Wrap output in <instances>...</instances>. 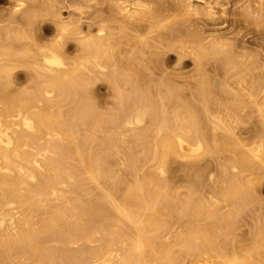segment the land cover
<instances>
[{
    "label": "bare ground",
    "instance_id": "obj_1",
    "mask_svg": "<svg viewBox=\"0 0 264 264\" xmlns=\"http://www.w3.org/2000/svg\"><path fill=\"white\" fill-rule=\"evenodd\" d=\"M34 1L35 2L33 4L31 3L30 5L29 4L27 5V4H25L26 0H11V1L9 0V2L11 3V5L9 7L12 6L13 12L18 11V10H20L19 12H21L22 9L23 10L25 9V11L22 10V12H26V11H29L30 13L31 12L32 13L33 12L39 13L40 11L42 12V9H40V7L42 6V5H40V2H36V0H34ZM46 1H45L46 3L49 2L48 0H46ZM99 1H101V0H99ZM222 1L223 0H115L113 5H112V8H113L112 11H114L115 17H116L117 13H119L120 15L121 14L123 15L122 18H123L126 26L129 25L132 27L133 26L139 27V25H140L144 30H148L151 33L155 32V35L153 36V38L155 36L159 37L158 40L156 39V41L158 42V45H160L159 43H161V42H159V40H165V39H166V42L168 45L169 41H167V39H169L171 37L175 39V37L177 38V36H181L180 34H182L183 31L188 29V28H189V30H191L192 28L190 29L189 26H191L190 24L194 21V19L196 20V21H194V22H196L195 24L201 23L202 25H204L206 23V25H207V23H209L208 21L212 22L214 20L213 16L216 15L218 10L223 12L222 14H225L223 5L226 4V1H225V3H224V1L223 2ZM262 1H264V0H251L252 3H250V4L248 3L249 5H247V9L250 7L249 9L251 10V7H252V10H253L254 6H258L257 11H261V14L259 12H258V14H260V15L264 14V5L261 4ZM243 2H244V0H243ZM246 3H245V5H246ZM43 4H44V2H43ZM52 4H53V1H52ZM97 5H98V3H97ZM100 5H102V3ZM45 6H49V5L46 4ZM50 7L53 8L52 6H50ZM242 7L243 6H241V8ZM239 9H240V7H239ZM237 10H238V8H237ZM246 10L245 11L243 10V11L247 12ZM12 11L10 10L9 13ZM109 11H110V9H109ZM254 11L255 10H253V13H254ZM257 11H256V13H257ZM228 12H229V10H228ZM32 13H31V16L33 15ZM51 13H52V11H51ZM99 13L101 14V12H99ZM12 14H15V13H12ZM245 14H247V13H245ZM249 14H251V17H252L253 14L251 12ZM23 15H25V14H23ZM58 15H59V13H58ZM217 15H218V13H217ZM11 16H14V15H11ZM31 16H28V17H31ZM114 16H112L113 19H114ZM255 16H257V14H255ZM26 17H24V18H26ZM102 17H104V16H102ZM108 17H111V16L109 15ZM192 17H195V18H192ZM231 17H232V15H231ZM12 18H14V17H12ZM235 18H236V16H235ZM250 18H248V19H250ZM1 19H3V17ZM31 19H33V17ZM100 19H101V17H100ZM115 19H117L119 21L118 17H116ZM255 19L256 18H254L253 20H255ZM261 19H259V21H258L259 23L264 22V21L260 22ZM92 20H93V18H92ZM103 20H104V18H103ZM110 20L112 21V19L109 18V21ZM197 20H199L200 22L199 21L197 22ZM217 20H220L219 21L220 23L223 21V20L221 21V18L217 19ZM242 20H244V19H242ZM257 20H258V18H257ZM11 21H12V19L9 22H11ZM16 21H17V19H16ZM28 21H29V19H28ZM57 21L59 22V24L61 23L60 20H57ZM114 21L116 23V20H114ZM62 22H63V20H62ZM71 22H73V21H71ZM75 22L76 21H74V25L76 24L75 26H69L70 24L66 26L65 24H67V23H65V24L63 23L64 26H62L61 28L59 26L60 30L58 29V31H60V32L56 33V35L53 36L54 38L52 39L51 44H49L50 42H48L47 44L41 43V45L36 44L35 46H37V45H39V46H37L36 49H34L35 47L33 46L34 47V48L32 47L33 50L31 47L30 48L28 47L29 48L28 51L30 52L31 55L27 54V56H31L32 60L29 59V60H31V62H30V64H28L26 66H28L29 70H30V68L33 67L31 71L34 74V76H33L34 77V83H33L34 85L32 86V91L30 93L32 95H29V96H27L28 92L24 90L25 88L23 89L21 87L22 88L21 89V88H19L20 86L14 87V86L18 85V83H15V85H14L12 82L13 86L10 84V81L13 78L11 77V79H10L9 75L6 74L8 72H6L5 70L7 69V71H9V69L14 68L13 67L14 64H17V61H18V59H16L17 53L13 52L14 51L13 50L14 44L11 45L12 47H10L11 43L8 45H5L2 43L4 41H0V43L3 45V46L1 45L2 47L0 46V50L1 49L5 50L6 48H7V50H10V48H11L10 53H9V51H8V53H3V52H1L2 50L0 51V264H239V262H240V264H264V251H260V248L259 249L257 248V246H258L257 244L264 243V227H262L264 225H262L260 227V229L262 228L261 230L260 229H258L259 231L257 230L258 232L256 233V235H257L256 238L259 237V240H257L255 238L257 240L255 242L256 244L255 243L252 244L250 242L252 245L249 243L250 245L247 246V245L242 244V243H246V239H245V242H242L239 240L242 243L240 244V242H238L236 245L237 247H235L236 251L233 254L231 253L232 255H228V253L226 254V251L223 252L219 249L220 245H222V243L220 242L221 239L220 240L218 239V236L221 237L222 233L226 234V236H227L229 234V233L227 234V232L230 231V228H232V229L236 228V227L233 228V226H237L236 225L237 223L235 221L236 219H234V218H233L234 220L232 219V217L235 215L234 214L235 212L227 213V215H224V214L220 215L219 214V216H221V220L224 222V223H222V225L224 224V229H221L222 233L219 231V229L217 230V225H216L217 223H216V221L213 220V217H212V216H216V213L218 214V212L220 210L224 211V208H227L226 205H228V209H232V208H229L230 206H232L234 208V211L236 208H238L240 211V209L242 210V208H244V207H242V205L247 203L249 200L252 201L253 197L251 199V196H252L251 194H253V193H250L249 192L250 190L246 189L245 186L246 185L248 186L249 182H254V181H252V179L249 181V178H247L248 176L251 175L250 173L247 174V172H248L247 169L254 168L253 166H255V165L251 164V163L255 162V161H253L254 158H256L257 162L259 163L257 165H259V166L261 165V168L264 169V167H262V166H264V136H262V138H261V136L257 137L254 134L255 136L252 135L250 138L252 139L253 137H255L254 139H256V137H257V138H259V140L256 139L257 142L254 143L253 142L254 139H253V140H251V142H253V144L244 145L243 143H245V142H241L242 139H239L240 138L239 135L238 134L236 135L235 129L233 128V127H235L233 122L238 118V115L234 121L231 120L233 122H231L230 124H232L233 127L230 125L228 126L229 122L227 124L224 122L228 117L229 118L234 117V116L236 117V114L238 112L237 110H239L238 113H240V115L244 114L242 112L247 110V109H245L246 102L249 101L247 98L250 99V102H254V104L257 103V105L255 104L257 111L259 113V115L257 117H259V116L261 117L260 122H262V120H264V97H262L261 103H260V101L256 102V98H254L255 94L252 93L253 90L252 91L249 90L250 87H252V81H254L253 78H255V75L251 76L252 73H250L251 72L250 71V72H247V74H244V75L250 74V76L248 75L245 77L243 75L245 77L244 78L242 75H240L241 78L233 79V80H235V83H237L238 86H242V88L241 87L240 88L243 90V92L241 91V89L240 90L238 88L237 89L239 90V92L240 91L242 92V93L240 92L242 95H244L243 99L241 97L242 95L238 92L237 89H234V87H231L230 85H227L226 83H224L227 85V86H225L226 91H227V89H229L228 88L229 86L231 87L230 89H233V90H231V92L228 90L229 93L231 94V96L228 94V96H230V97H228V98L226 97L227 98L226 100L224 98L223 93L226 94L228 92L225 93V90H224V91H222L223 93L221 94L219 92L221 90V89L219 90V88H221L220 86L218 88L219 91H214L213 86L215 85L214 82H216V80H214L215 79L214 77H217V76L213 75L214 77H212V78H210V76H208V78L213 79V81H214V82L211 81L214 84V85L212 84L213 86H211V88L213 87V89L211 91L212 92L214 91L216 93L217 92L220 93V95L217 96L219 98H217V99L214 98V99L218 100V99H220L221 95H223L222 96L224 98L223 101L225 100L226 103L229 101L228 103L230 104L228 106L225 104L223 105V106H226V107H224L225 108L224 115L226 118L222 117V118H225V120L220 118L223 115H220V117H219L218 112H217V114L215 112L213 116L218 120V121H216L217 124L215 123L217 125V129H218V126H221L223 131L226 132V134L224 133L223 135L218 134V136L220 135L219 138L222 136L220 138L221 147H220V150L218 149V151L221 152L220 156H221V154L224 153L226 155L225 156L226 158L227 157L230 158L232 156V161L234 160L232 162L234 164L230 168H232V170L235 171V175H234V173L229 175V173L223 174V172H222V174L224 176L228 175V176H225V178L227 177V180L223 178L224 184H223L222 190L220 189L221 186H217L220 189V191H223V193H224L222 195L223 197L220 196L221 199L225 200L226 195L229 194L231 196L227 197L226 199L231 198V201L230 202L228 200L221 201L219 199V195H221L222 192H221V194H218L217 190L219 191V189H217L216 190V192L218 194L217 197L220 200V202L218 199H217L218 202H215L216 200L213 203L211 201L205 202L204 200L205 199L207 200V198H208V197L205 198L207 195H205L203 193L205 195L203 198H205V199L200 198V196L201 195L203 196V194H198V195H200L199 198L195 197L194 194L196 193L195 191H197V190H195L194 192L189 191L191 185L190 186L188 185L189 188H188V190H186V192L189 191L191 193H186V192H184V193H186L187 195H189V194L193 195V197L190 196L192 199V200L190 199V203H191V201L196 202L195 209L192 207V210L194 209L192 212L193 217L195 215L196 218L194 217V220L193 219L190 220V218H187L188 220H186V219L183 220L184 222H186L185 223L186 225H184L186 230L184 229L185 230L184 236L180 235L184 232V231H182V233L177 235L180 237L178 238L176 236V239L174 240L175 245H178L179 246L178 249H180V251L176 250L177 251L176 252V251H173L172 249H170L169 245L165 244L166 238H167L166 232L168 233L169 229H171L170 224H171V226L173 224H175V223H173L174 219L173 220L168 219L169 221L166 220L167 223H165L166 221L164 219H162L163 217L161 216L162 209L166 212V214H165V212H163L164 218L165 217L169 218L171 216L170 218L172 219V217L175 216L174 214H173V216L171 215V213H170L171 211L168 212L170 214V216L169 217L167 216L168 210H167V208L165 209L166 205L164 204V202L162 200V199H164V201H165V198H166L165 193H168V191L165 192L166 189H163V188L165 186H166V188L169 187L168 186L169 184L167 182L169 179V176L165 175V179L163 178L164 174L166 172H168L167 171L168 170L167 169L168 159H170L171 157H173L175 155H177V156L179 155L176 158L178 160V158L181 156V154L184 157H186L184 155V153L186 155H188V153H189V155L191 154L190 156H193L192 154H195L196 157H197V155H200V156L202 155V157H203V155L204 156L205 155L210 156V154H212L214 151V148L211 145H210L211 147L209 146L211 149L208 146H205L199 137H198L199 139H197V141H194L196 138L195 133L197 132L196 128L200 127V123H199L200 121L198 122V120H200V119H197V121L194 119V121L198 122V124L194 123L191 120L193 117H195V116H193L194 114L193 115L191 114L192 108H193V112L195 113L194 109H196V106L193 104V102H189L188 100L183 99V98H182V101L185 100L186 103L180 101L179 99H181V97H182L181 95H180V98L178 99V93H180V91L174 90L176 88L174 85H176V84H173L174 89H173V86L170 84L172 81L175 82L174 78H171V80L173 79L172 81L169 80V82H170L169 87H170V85L172 86V88H170L171 91L167 90L168 85L165 86L163 83L168 84V79H169L168 74L170 72H168L167 77L166 76L164 77L165 81H167V83L164 81L162 83V85H164V87L167 89H165L162 92L164 94H165V92H167V93L170 92L168 94V96L166 97V95H165L164 98H166V99L169 98L172 101V104L174 102V105L172 106V107H174V109L171 107L172 108L171 114H169L170 108H169V113H167L165 111L163 113L164 109L159 108V106H160L159 101H158V104L155 103L157 105L149 106L151 104H154V101H152L153 98L150 99L151 102L148 101V98H150L151 96L148 97V95H147L148 93L146 94L147 96H145L144 95L145 92L142 90L143 88L141 90H139L141 87L140 88L137 87L139 84H144L143 83L144 79H141L140 76H138L140 78V81L138 80L140 83L137 81L139 84L136 86L137 89H135V90H136V92L141 91V92H139V94L140 93L141 94L140 95L138 94L139 96H137V93H138L137 92L136 95H134V97H130L131 94L133 95V93L130 94V91H128L129 89H127V88H130L132 86H134V88H135V85H133L134 80L129 78L130 80H132L131 81L132 84L131 83L128 84L124 81L126 85L128 84L126 86V85H124L122 78H121V80L119 79L120 80L119 81L117 79L119 76L116 77V75L112 73L113 69H111V72H108V77H110L112 80L115 81V84H114L115 87L112 86L113 84H111V90L113 87L116 89V86H117L116 83L121 82L123 84L122 85L118 84L119 85L118 89H120V86H122V88L127 87L126 88L128 91L127 94L129 93L130 96L129 95H128V97L126 96L125 101H124L123 98L125 97V95L121 94L123 97L120 95L122 97V99H121V102H119V104L122 103V101H123V103L124 102L127 103V104L124 103L125 106L122 103L123 108L119 107L120 108L119 112H118V110L116 111L121 116H118V114H116V112H113V113H115V114L112 113L113 115L112 114L109 115L111 112L107 111L109 113L108 114L106 112L108 116L106 115V113L104 114V112L99 113V108L100 107H101V109H103V107L105 108L106 105H108V103L105 104V106H103V107L101 105H100V107H99V105H96V102L94 100L93 101L95 103L94 102L91 103L92 102L91 98L94 96V94L91 93L93 95L92 96L90 94L91 91L88 93L89 90H86V87H87V84H90L88 82H90V81L92 82L94 78H96V79L98 78V76H97L98 74L104 76L105 72L102 73V70L106 71V72L109 70L108 69L109 66L105 65V63H107V61L110 62L108 59L109 58L108 55H107L108 58H105V55L103 57L107 60L106 62L105 61L103 62L100 59H102L101 56H102L103 52L105 51L104 53L106 54V50H108V48H107L108 43L107 42H109V45H112V44H110V41H108V40H110L109 36H107L108 40L104 39L103 36H101V38L103 37L102 39H98V40H94L95 39L93 37L94 35L83 36L82 31H78L76 28V26L81 27V24H79L77 22L75 23ZM97 22H98V20H97ZM99 22L96 26H98L99 24L105 25V24H102ZM101 22H102V20H101ZM106 22H108V21H106ZM112 22H111V25H113ZM194 22L192 24H194ZM223 22L221 23V24H223V27H220L218 25V27L223 28V30H220L217 27V25L215 26L217 28H214V26L212 27V25L214 24V23H212L211 27L213 29L211 28L212 29L211 31H204L203 33H201L200 32L201 30H199V32L202 35L197 34V35H199V36L196 35L197 37L195 36L197 40L194 39L195 33H194V35L192 34L193 36L190 33V36L193 38L188 39L187 42L184 45L181 44L180 47H177V46L176 47L174 46V47L178 48L177 51L180 53L181 57L182 56H191V57H193V59L194 58L200 59L199 56H203L204 54L205 55L207 54L206 56L204 55L205 57H203V59H205L210 53L212 54L214 52L213 55H215V51H218L219 53L223 51V54L222 53H220V54L222 55L221 59H223L224 63L218 56H216V57L222 61V63H220V61H219L220 66L222 64H224L223 69L221 70L223 72V74L221 72L222 76L219 74L220 79H221V77H223V78H226V80H227V79L235 76L236 74H238V72H240L239 74H242L243 72H245V71H243V69L245 68L244 70H246L247 64H245V66L243 67V63H244L243 58H245L246 56H244L242 58V57H240V55H238L239 53L236 52V50L238 49L237 44L236 45L233 44V47L236 46V49L231 48L232 46L228 45L231 43H227L228 40L226 41V35L225 34H228V33H225V31H224L225 30L224 29L225 23H223ZM256 22H254V24ZM57 23H55V24H57ZM91 23H89V24L91 25ZM121 23L123 24V22H121ZM220 23H218V24H220ZM89 24L87 25L88 27L90 26ZM125 24H123V25H125ZM167 24L172 26L171 30H168V31L164 30V32H159L162 29L161 27L163 25H167ZM195 24H194V27H195ZM229 24L230 23H228V25ZM71 25H72V23H71ZM109 25H110V23H109ZM123 25H121V28L125 27ZM208 25L210 26V24H208ZM232 25H233V22H232ZM230 26H231V24H230ZM11 27H10V29H11ZM117 27H115V28H117ZM132 27H130V28H132ZM239 27L240 26L237 25V28H239ZM4 28H6V27H4ZM112 28H113V26H112ZM130 28L128 27V31ZM225 28H226V26H225ZM85 29H88V28H85ZM102 29L101 28L100 29L98 28L97 30L95 29L96 30L95 33L101 32V34L102 33L105 34L106 31L104 33L103 32L104 29L103 30ZM125 29L127 30V28H125ZM132 30H130V31H132ZM136 31H137L136 34H138L137 28H136L135 32ZM193 31H195V30H193ZM238 31H240V29H238ZM114 32H113V34H114ZM116 32H118V31H116ZM119 32L121 34V29ZM185 32L187 33V31H185ZM228 32H229L228 35L233 38V36L235 35L234 31H233V34H231V29ZM240 33H242V32H240ZM54 34H55V32H54ZM88 34H91V33H88ZM97 34L95 36L96 38H97ZM106 34H108V33H106ZM126 34L127 33L124 32L125 36H126ZM147 34L149 35V33H147ZM0 35H2V34H0ZM6 35L8 36L9 33L8 34L6 33ZM6 35H4V37ZM111 35H110V37H112ZM129 35H131V34H129ZM222 35L225 36V37H223V39L225 38L226 42L224 40L219 39L222 37ZM237 35H239V34H237ZM183 36H184V38H186L185 35H183ZM183 36H181V37H183ZM10 37L8 36V38H10ZM115 37H116V35H115ZM147 37H149V36H147ZM199 37H200V39H198ZM201 37L203 39H201ZM231 37H229V38H231ZM68 38L74 39V43H75V40H76V42L79 43V45L77 47L79 52L76 50L79 54L77 55L78 57H75V58L81 59L82 62H80L77 65L73 61L74 59L73 60L70 59L73 63H75L74 64L75 68L70 66V65H73V63L69 61V57H66V55H64V54H67L65 52V50H66V45L68 44L67 43ZM124 38L126 39V37H124ZM184 38L180 39L178 37V39H180L181 41ZM239 38H241V37H239ZM140 39H142V37H140ZM149 39H150V37H149ZM1 40H4V38ZM127 40H128V38L126 39V41ZM134 40L138 41L136 38L133 39V42H134ZM171 40H173V39H170V41ZM193 40H195V42L198 43V45L195 44L196 47L189 44V42H191ZM9 41H11V39ZM38 41H39V39H38ZM114 41H115V39H114ZM156 41H154V42H156ZM174 41L175 40H173L172 43H174ZM177 41H179V40H177ZM181 41L179 42V44L181 43ZM185 41H186V39H185ZM197 41H199V42H197ZM128 42H129V40H128ZM128 42H126V43L128 44ZM141 42H144V41H141ZM113 43H115V42H113ZM147 43L148 42H146L145 44H147ZM163 43L166 44L165 42H163ZM179 44H178V46H179ZM240 44H242V43H239V45ZM114 45H117V44H114ZM118 45H119V43H118ZM74 46H72V47H74V50H75L76 45H74ZM94 47H95V51H90ZM139 47H140V45H139ZM145 47H146V45H145ZM152 47H154V46H152ZM198 47H200V48H198ZM26 48H27V46H26ZM241 48H243V47H241ZM121 49H122V47H121ZM135 49H133V50H135ZM152 49H154V48H152ZM157 49H159V48H157ZM164 49H165V47H164ZM124 50H125V47H124ZM133 50H132V52H133ZM113 51H115V49ZM118 51L120 52V50H118ZM136 51L138 52V50H136ZM233 51L236 52V54L238 56L236 54L234 55ZM29 52H27V50L25 51V53H29ZM68 52H69V50H68ZM110 52H112V50H110ZM148 52L149 51H147L146 53L148 54ZM73 53H76V52H73ZM155 53H157V52H155ZM110 54H111V56H110L111 59H114L112 57L113 52ZM129 54L130 53H128V55ZM240 54H241V51H240ZM18 55H20V53ZM120 55H118V56H120ZM125 55L127 56V54H125ZM130 55H132V54H130ZM67 56H69V55H67ZM154 56H156V54ZM31 57H29V58H31ZM148 57H151V55ZM70 58H72V57H70ZM132 58L133 57H131V59ZM156 58H158V57H156ZM120 59L122 62V58H120ZM147 59H149V58H147ZM201 59H202V57H201ZM238 59H242V63L240 62V60L238 61ZM20 60L22 61V59H20ZM127 60H123V61H127ZM23 62L20 64H23ZM112 62H113V60H112ZM114 62H116V61H114ZM118 62L120 63V61H118ZM118 62H116V64ZM199 62H200V60L199 61L195 60V66H196L195 68L196 69L194 71L200 78L196 77L194 79L193 76H196L195 73H194L195 75L192 74L193 75L192 77H193V80H196L198 78V81H200V79H201V82H199L200 84H198V81L196 80L197 81V88H195V89L204 91V86H202V85H203V81H205L206 79H204V76H203L204 74L202 75V72H204V71H202L201 68H203V66H201V63H199ZM202 62H203V60H202ZM70 63H72V64H70ZM86 63H89L91 65L92 69L90 66H88L89 68H87L86 67L87 65H85ZM204 63H205V60H204ZM219 63H218V65H219ZM245 63H246V60H245ZM31 64H32V66H31ZM109 64L110 65H113V64L116 65L115 63L111 64V62ZM123 64H124V62H123ZM29 65H30V68H29ZM120 65H121V63H120ZM121 66H123V65H121ZM125 66H127V65L125 64ZM128 66L132 67L133 65L132 66L128 65ZM124 67L122 69H124ZM144 67H146V66H144ZM171 68H174V67H171ZM221 68H222V66H221ZM88 69H91L92 73L95 71L92 75L93 79L89 77V74L91 73V71H89ZM128 69L130 70V68H128ZM203 69H205V68H203ZM139 70H140V68H139ZM1 71L3 72V74ZM194 71H191V72H194ZM262 71H264V69H262ZM133 72H135V71H133ZM139 72H141V70ZM165 73H166V71H165ZM259 73H260V71H259ZM138 74L140 75V73H138ZM148 74L149 73H147V75L146 74H144V75L147 77H151L150 76L151 74L149 76H148ZM109 75H111V76H109ZM153 75L155 76L156 74H153ZM162 75H166V74H162ZM172 75H170V77L174 76V75L173 76ZM141 76H142V74H141ZM256 76H258L259 78L257 77L255 79H257L258 83H260L259 79L261 78L260 81H262V76L261 77H260V75H256ZM138 77H137V79H139ZM147 77H145V78H147ZM88 78H89V80L90 79H92V80L89 81ZM223 78L221 79L222 82L225 81ZM111 79H109V81H112ZM210 79L208 80L209 82H210ZM46 80L48 82V83L46 82V85L49 84V80H51L52 82L50 81V85L52 83L54 88L55 87L58 88V91H56L57 93H59L57 95V97L59 96L58 98L62 97L61 99L62 100L65 99L64 101L66 103H67L68 99H69V101L71 99L73 101V105L70 106L72 104V102L67 103L69 106V107H67V104L63 103V101L61 100V102L63 103V104L62 103L61 104L63 106H64V104H66V106H65L66 108L63 107L62 105H60V106H58L57 110H54V104L53 103L56 100H54V102H53V99H55L57 97H56V95L55 96L53 95L55 98L50 99V98H47V96H49L51 93L53 94V92H54V94H56V92L54 91L56 89H54L52 85L51 86L48 85V88H47V86H45ZM104 80L105 79H103V81ZM117 80H118V82H117ZM130 80H128V78H127V82H129ZM151 80H152V77L148 81L150 82ZM156 80L157 81H155V79H153V81L156 82V84L158 85L157 82H159L160 80L158 81L157 78H156ZM43 81H44V87L42 85ZM67 81L71 82L72 84L69 85L68 84L69 82L67 83ZM135 81H136V79H135ZM141 81H142V83H141ZM196 81L194 83H196ZM152 82H150V84ZM160 82H162V80ZM23 83L26 84L27 81L23 82ZM148 83H146V84H148ZM210 83H208L209 85L204 83V85H206V86L208 85L206 88L207 90L210 88ZM221 83H219V85H224L223 83L222 84ZM258 83H256V81H255L253 83V86L255 84H257V86L260 85ZM22 85L24 86V84H22ZM67 85H69L70 87ZM152 85L154 86V84H152ZM194 85H196V84H194ZM216 85H217V83H216ZM261 85H264V83H262ZM10 86L13 87L12 88L13 91L15 89V91L18 93H16L14 91L13 94H11L12 89L10 88ZM247 86H249L248 87L249 89L246 88ZM90 87H92V86H90ZM146 87L147 86H145L144 88H146ZM16 88H18L20 90L18 91ZM51 88H53L54 90L52 89V91H50ZM134 88H132V89L134 90ZM184 88H185V86H184ZM187 88L192 89V87H189V86H187ZM255 88H256V85H255ZM28 89H30V86ZM118 89H117V91L115 90V92H118ZM177 89H179V88L177 87ZM206 89H205V91H206ZM23 90H24V92H23ZM77 90L82 91V92L84 91L83 93H85L87 91L85 94H87V93L90 94L89 96H88V94L86 95L89 100L85 101V100H87V98L83 97V96H85V94L82 96L83 93H81L79 91H78V93L80 94V95H78L79 97L76 96ZM133 90H131V92ZM135 90L133 92H135ZM156 90L159 91L158 88ZM161 90L159 91L160 93H161ZM261 90H262V88H261ZM20 91H21V93L23 92L22 93L23 95L25 92H27V94H25L24 96L20 95L21 94V93H19ZM142 91L144 92V94H142L143 93ZM202 91H201V93H203ZM211 91H209V90H208V92L206 91V95L209 93L211 95L212 94ZM254 91H257V90H254ZM60 92H61V94H60ZM113 92L114 91H112L111 93H113ZM115 92H114V94L117 97V94ZM193 92L194 93L196 92L195 95L200 93L198 91H193ZM214 92H213L212 96L214 95V97H215L216 93H214ZM153 93H156V92L154 91ZM262 93H264V91H262ZM52 94L50 96H52ZM114 94H113V96H114ZM256 94H257V92H256ZM141 95L142 96L144 95V96L141 97ZM161 95H158V97L160 96V98H161ZM189 95L191 96L190 93H189ZM210 95H207V96H209V98H210ZM90 96H92V97L89 98ZM106 96H108V95H106ZM192 96H194V95H192ZM246 96H248L246 98L247 101L244 100V98ZM144 97H145V99H144ZM198 97H200V99H202L201 94ZM240 97H241V99H239ZM164 98L163 99L162 98L161 99L156 98V100L164 101V100H166ZM209 98H207V99H209ZM212 98H210V100H212ZM90 99H91V101H90ZM93 99H94V97H93ZM204 99H205V97H203L202 102L206 101V99L205 100ZM145 100H147L151 104ZM156 100H155V102H156ZM221 100L222 99H220L219 101H221ZM187 102L190 104L192 103L194 106L192 105L193 107H189L188 105H190V104H188ZM250 102H249L248 107L250 106ZM258 102L260 104H258ZM110 103H109V106H110ZM214 103H216V102L211 101V104H214ZM122 104H121V107H122ZM168 104L171 105V102L170 103L168 102ZM168 104L166 103V107L164 105V108H167V109H165L167 111H168V106H167ZM186 104H187V106H186ZM204 104H206V102ZM113 105H114V103H113ZM208 105H210V103H208ZM208 105H207V108H208ZM212 107H213V105H212ZM113 108H115V107H113ZM207 108L204 107V109L208 111ZM160 109H163V110H161L162 112L161 111L159 112ZM197 109H198V111H200L199 107ZM253 109L255 110V107H253ZM106 110H108V109H106ZM101 111H103V110H101ZM221 111H223V110L221 109ZM103 114H104V117L102 116ZM114 115H116V116H114ZM209 116H212V115H209ZM149 117H150L152 122H150V124H146V123H149V121H147V120H150V119H148ZM103 118L104 119L106 118V120H104ZM114 118H117L116 119L117 122ZM229 118H228V120H229ZM111 119L112 120L114 119L115 121L113 120L114 122L110 121V123H109L107 120H111ZM208 119H210V118H208ZM240 119H239V121H240ZM245 119H246V117H245ZM103 120L107 121V124L109 123L111 126L113 124H115V122H116V124H115L116 127L112 126V128H109V124L107 127L106 126L107 124L106 125L104 124L106 122H104ZM190 120L192 122H190ZM222 120H224V121H222ZM242 121H243V119H242ZM192 123H194L195 125H192ZM243 123H244V121H243ZM196 124H197V126L199 125V127H197ZM210 124H209V126H210ZM215 124L214 125L212 124L213 127L216 126ZM255 124L257 125V123H255ZM201 125H203V124H201ZM249 125H250V123H249ZM259 125H261L259 127L260 129L262 127L261 134L264 135V123H260ZM213 127L210 126L211 129ZM106 128H109L110 130L114 128V130L116 129L117 131H119V133L116 130H115L116 132H114V131L109 132L108 129L106 130ZM132 128H133V130H131ZM128 129H130L131 132L128 133ZM194 129L196 130V132ZM222 129H221V131H222ZM233 129H234V131H233ZM254 130L256 132L259 131L257 129H253V131ZM221 131H218V132H221ZM151 133L153 135L155 133V135H154L155 137L152 136L153 137V143H154V144L152 143L154 145V148H153V151L151 154L152 156L148 157L149 153H147V150L149 149V147L145 148L146 154H145V156H143V154L141 155L142 149H144V147L147 146L148 141L150 140L149 136L151 135ZM209 133H211V132H209ZM240 133H242V132H240ZM246 133H249V132L247 131ZM211 134L213 136V133H211ZM249 134L251 135V133H249ZM64 135H65V137H63ZM129 135L131 137H129ZM61 136H62V139H61ZM127 136L129 139L127 138ZM145 136L147 138L148 137L149 138L144 139V143L142 142L143 143L142 144L141 141L143 140V137L145 138ZM141 137H142V139H141ZM130 138H132V140H133V138H137V139H135L136 141L139 138L141 140L140 143L143 146L145 144L144 147L141 145L142 147L138 148L141 150L137 149L138 150L137 151L136 148H137L138 143H133L134 142V140H133L132 144L136 145L135 150L138 153L140 151L139 155H136L137 153L134 154L135 151L133 153L134 145L133 146L131 145L132 146V150H131L130 144H131L132 140H130ZM213 138H214V136H213ZM248 138L249 137L247 136L246 139H248ZM215 139H217V141L219 140L218 138H215ZM146 140H148V141H146ZM151 140L149 143H151ZM211 141H212V139H211ZM145 142H147V143H145ZM213 142L215 143V141H213ZM209 143H210V140H209ZM248 143H250V142L248 141ZM150 145L151 144H149L148 146H150ZM241 145H243L244 147L242 146L243 147L242 149H237V148H240ZM151 148L148 151L151 152ZM82 149L84 151H82ZM121 149H123V151L126 154L125 161L123 164H125V166H126L125 168L127 169V171L124 168L125 169L124 172H127L128 175L130 174L129 178L132 177L134 174H136V176L134 175L135 178L133 177L134 179H132V180H134V181H132L133 185H131L132 183H130V181L128 182L130 184H128L127 183L128 179L126 180V178H125L126 182L124 183V179L121 177L122 175H120L118 173L115 174L116 173L115 167H113V169H114V171H113L112 166L111 167L108 166L109 163L111 162L110 161L111 159L109 160L107 158H110V155H118L119 156V152L120 153L123 152V151H120ZM82 152L85 153V155L82 154ZM145 152H143V153H145ZM228 153L230 156L227 155ZM167 154L168 155L172 154L173 156H171V155L168 156ZM123 155H124V153H123ZM146 155H148V156H146ZM189 155H188V158H189ZM195 155L193 156L194 159H195ZM107 156H109V157H107ZM167 156L169 158H166ZM221 157L218 158V160L219 159H221V160L224 159L225 161L229 160V158L225 159V157L224 158L223 157L221 158ZM157 158L160 159V161H157V162H160V164H159V166L157 165L158 166L157 168H155L156 167L155 162H156V160H158ZM190 158H192V157H190ZM198 158L199 157H197V159ZM205 158L208 159V157L205 156V157H203V159L201 158L202 160H199L200 163H201V161H204ZM166 159H167V162L165 161ZM207 159L205 160V162H202V163H205V165L206 164L208 165V162H206V161H208ZM107 160H109L108 163H107ZM175 160H172L170 162H173ZM180 160H182V159L180 158ZM211 160L213 161L214 159H211ZM221 160L219 163L222 164ZM196 161L199 162L198 160H196ZM214 161H216V160H214ZM163 162H164V164H163ZM170 162H169V164H170ZM193 162L196 163L195 160H193ZM154 163H155V165H154ZM176 163H178V162H176ZM219 163H217V165ZM123 164L119 165V167L120 166L123 167ZM230 164H231V162H230ZM165 165H167V167H165L166 169H164ZM176 165H178V164H176ZM218 166L221 167L220 164ZM200 168H202V167H200ZM225 168H227V167H225ZM240 169L242 170L241 174H242V172H244L243 170L246 169L247 172L245 171L244 173L247 174L248 176H245V174H242V175L240 174V176H239V174H236V173H240ZM221 170H223V169H221ZM226 172H228V170H226ZM226 172L224 171V173H226ZM249 172H250V170H249ZM127 173H126V175H127ZM170 173L171 172H168V174H170ZM183 173H184V171H183ZM253 175H254V173H253ZM220 176H222V175H220ZM243 176H244V178H243ZM166 177L168 179H166ZM209 177H211V176H209ZM162 178L167 182L168 185L163 184V183H165L164 180H163L164 182L162 184H159V183H161ZM160 179H161V181H160ZM191 179H192V177H191ZM202 179H204V178L202 177ZM172 180H173V178H172ZM193 180H195V177ZM170 181H171V179H170ZM171 183H172V181H171ZM245 183H247V184L244 185ZM188 184H190V183H188ZM215 184H217V183H215ZM159 185H164L162 189H163V192H165V193L161 192V194L162 193L164 194V195L162 194V196H164V197H161V195H159L160 194L159 191L162 190L161 189L162 186L159 187ZM249 185H251V184L249 183ZM213 186H211V187H213ZM214 188H215V186H214ZM168 190H169V188H168ZM210 190H208L209 192H207V193L205 192L206 194H208V196L210 195L209 193H211ZM169 191H171V190H169ZM173 191H174V189L170 193L173 194L176 192V191H174V192ZM213 191H215V189H213ZM100 193H102V195L104 194L103 195L104 199L100 196L101 195ZM176 193L174 194V196L175 195L177 196L179 194L178 191ZM197 193H198V191H197ZM217 194L215 193V195H217ZM98 195L103 199V201H101L102 203L99 200L100 198L98 199V197H99ZM212 195L213 194H211V196ZM215 195H213L212 197L210 196V198H213ZM166 196H167V194H166ZM176 196H175V199H177ZM169 197H171L172 199L169 198L171 201H169V200L168 201L171 204L174 202L173 205H171L169 202H167L168 204L171 205L172 209L175 208V210H177V212L179 213L181 210L178 211V209H182V204H183V210H184V205H185L184 200L185 199L182 200V198H184V196L181 199H179V200L183 201V202H181L182 204H179L181 207H178L179 205L177 204V202H175V200H173L174 199L173 196L169 195ZM177 197H179V195ZM194 197H195V199H193ZM217 197L215 196V198H213V199H216ZM186 199H187V197H186ZM213 199H211V200L213 201ZM166 201H167V199H166ZM188 201L189 200H187L186 202L188 203ZM221 202L222 203L225 202L223 204H226L225 205L226 207H224V208L221 207V209L218 212H216L217 206H216V209L213 206H215L216 203L221 204ZM192 204H193V202H192ZM247 204H250V202H248ZM188 205H189V203H188ZM256 205H259V204H256ZM167 207H168V205H167ZM185 208H186V205H185ZM213 208H214V211H213ZM238 209H236V210L238 211ZM183 210H182V212H184ZM185 210L188 213V211L190 209L188 211H187V209H185ZM200 210H202V211H200ZM232 210H230V211H232ZM194 211H196V212L198 211V213L200 211V218H202V219L205 218L204 217L205 215H206V217H212V218H208V220H206V221L204 220L205 223H201L202 221H200L199 215L197 217V215H196V213H194ZM182 212L179 214H176L177 217L178 216L180 217L183 214ZM186 212H184V213H186ZM202 212H203V215H201ZM214 212H216L215 215H213ZM172 213H173V211H172ZM188 214H184V218H185V215H186V217H188L189 216ZM253 214H254V212H253ZM190 215L192 216L191 213H190ZM254 216H256V215H254ZM254 216H253V218H254ZM179 217H178V219L180 221ZM216 217L219 220V217L218 216H216ZM234 217H237V215H235ZM184 218L182 216V219H184ZM250 219H252V218L250 217ZM227 222H228V225H227ZM255 222L257 223L258 221L255 220ZM213 223H216L215 224L216 227L214 226ZM231 224H233V225H231ZM116 225H118L120 227V229ZM226 225H227V227H225ZM115 226L118 227L120 232H116V230H118V229L116 228V230H115V228H114ZM238 226H239V224H238ZM256 226H260V225H256ZM93 227H94V229H93ZM122 227H123V229L121 230ZM237 229H238V227H237ZM217 231H218V233H217ZM233 231H235L234 233L236 234V230H233ZM253 232H256V231H253ZM96 233L97 234L99 233V236ZM116 233H118V236H120L119 233H121V235H123V236L125 235L124 236L125 238L123 237L124 239L121 236V238H122V241H121L122 244L121 245L119 244L120 238L118 239L115 236ZM231 233H233V232L230 231V234ZM95 234L97 237H95ZM235 234H234V236H235ZM163 238H165V239H163ZM237 238H239V237H237ZM227 239H228V237H227ZM248 240H250V239H248ZM77 241H78V243L80 241L83 243L81 244L80 248L75 249L77 246H75L73 248V245H77V244H75V242L77 243ZM92 241H94L98 245L95 246V243L91 244ZM115 241L116 242L119 241L117 244V245H119V247H118L119 249L117 252H119V250H120V252L117 253L118 256L114 252V249H115L114 247H116V246H114V247L112 246L116 243ZM218 242H220L221 244L218 245L217 244ZM228 244H229V242H228ZM78 245L80 246V244H78ZM218 246H219V248H218ZM231 246H233V245H231ZM111 247H113L114 249H111ZM116 249H115V251H116ZM217 249H219L220 251L218 252ZM226 249H227V247L225 248V250ZM213 250H214V254L212 253ZM216 256L220 257L219 258L220 261H217L218 260L217 258L215 259L216 261H214V258ZM221 257H222V259H221Z\"/></svg>",
    "mask_w": 264,
    "mask_h": 264
},
{
    "label": "rangeland",
    "instance_id": "obj_2",
    "mask_svg": "<svg viewBox=\"0 0 264 264\" xmlns=\"http://www.w3.org/2000/svg\"><path fill=\"white\" fill-rule=\"evenodd\" d=\"M11 1V0H10ZM46 0H36V2H40V5H42L41 7H40V9H42V12L40 13H37V12H31L33 15L31 16V13L29 12V11H26V12H22V10H21V12H19L20 10H18V11H12V6L11 7H9L10 5H11V3L9 2V0H0V17L2 18L3 17V19H1L0 18V34H4V35H6V33L8 34L9 33V37L10 38H8V36L6 35L5 37H4V35L2 36V35H0V41H4V42H2L3 44H5V45H8V44H10V47H12L11 45H13L14 47H13V52H16L17 53V55H16V59H18V61H17V64H14V68H11V69H9V71H7V69L5 70L6 72H8V73H6V74H8L9 75V77H10V79H11V77L13 78V79H11V81H10V84L13 86V84L15 85V83H18V85H16V86H14V87H17V86H20L19 88H25L24 90L25 91H27L28 92V94H27V92H25L24 93V95L25 94H27V96H29V95H32V94H30L31 93V91H32V86L34 85L33 83H34V74H33V72L31 71L32 70V68H30V65H29V68H30V70L28 69V66H26V65H28V64H30V62H31V60H32V57L31 56H27V54L29 55L30 54V52L28 51V49L31 47H33L34 49H36L37 48V46H39V45H41V43H44V44H47L48 42H50L49 44H51L52 43V39L54 38L53 36H55L56 35V33H58V32H60V31H58V29H59V26H60V28L62 27V26H64V24L65 23H67V24H65L66 26L67 25H69V26H75L74 25V21H76L77 23H79V24H81V27L80 26H76V28H77V30L78 31H82V33H83V36H92V35H94L93 37L95 38L94 40H98V39H102L103 37H104V39H106V40H108V37L107 36H109V38H110V40H108V41H110V44H112V45H109V42H107L108 44H107V48H108V50H106V54L103 52V54H102V56H101V58L102 59H100V60H102L103 62L105 61H107L105 58H108L109 59V61L111 62V64H113V63H115L116 64V62H118V61H120V63H121V65H123V66H121L120 65V63L118 62L116 65H110L109 63L110 62H108L107 61V63H105V65H107V66H109V70L106 72V71H103L102 70V73H104L105 72V74H104V76L103 75H97L96 73V75L98 76V78L96 79V78H92V75H93V73L95 72L94 70V72L92 73V71H91V69H92V67H91V65L89 64V63H86L85 65H87L86 67L87 68H89L88 66H90L91 67V69H88L89 71H91V73L89 74V77L90 78H92L93 79V81L91 82L90 80H92V79H90L89 80V78H88V80L90 81V82H88V83H90V84H87V87H86V90H89L88 91V93L90 92V94L92 93V94H94V99H93V97L92 96H90L89 98H91L92 99V102L91 103H93L94 101L96 102V105H99V107H100V105L103 107V106H105V104H107L108 103V105H106V107L104 108L103 107V109H101V107L99 108V113H101V112H104V114L108 111V112H111L109 115H111L113 112H116L117 110H118V112H119V110H120V108H123V104L124 103H126V102H124L123 103V101H122V103H120L119 104V102H121V99H122V95L121 94H123V95H125V97L123 98V100L125 101V98H126V96L128 97V95H129V93L127 94V92L128 91H130V94L131 93H133V95L131 94V96L130 97H134V95H136V93L138 92H136V90L135 89H137L136 88V86L140 83L139 81H140V78L138 77V76H140L141 77V79H144L143 81V83L144 84H139L137 87L138 88H140L139 90H141L142 88V90L145 92V94H144V92L142 93V94H144L145 96H147L148 95V97L149 96H151L150 98H148V101H150V99L151 98H153L152 99V101H154V104H151L150 102H148L147 100H145V101H147L148 103H150L151 105H149V106H154V105H157L158 104V101H159V104H160V106H159V108H163V109H160L159 110V112L161 111V110H163V113H164V111L165 112H167V113H169V108H170V113L169 114H171V109L173 108L174 109V107H172L173 105H174V102H173V104H172V101L169 99V98H164L165 97V95H166V97L168 96V94L170 93V92H165V94L162 92V91H164L165 89H167V88H165L164 87V85L165 86H167L168 87V89L167 90H169V91H171V89L170 88H172V86H173V84H176V85H174L176 88L174 89V86H173V89L174 90H179L180 91V93H178V99L180 98V95L182 96L181 97V99H179L180 101H182V98L183 99H186V100H188L189 102H193V104L196 106V109H194L195 110V113L193 112V108H192V111H191V114L193 115V116H195V117H193L191 120L194 122V123H197L198 124V122L200 123V127H199V125L197 126V124H196V126L197 127H199V128H196V130H197V132H196V130H195V134H196V138H195V140L194 141H197V139H199L200 138V140L204 143V145L205 146H212L213 148H214V151H213V153L212 154H210V156L209 155H205V156H207L208 157V159L207 158H205V160L207 159L208 161H206V162H208V165L206 166L205 165V163H202V162H205V160L204 161H201V163H200V161L199 160H202L203 159V157H205L204 155H203V157H202V155L200 156V155H197V157H199L198 159H197V157H196V155L195 154H192L193 156L195 155V159H194V157L193 156H190L189 155V153H188V155H189V158H188V155H186L185 153H184V155L187 157H184L182 154H181V156L178 158V160L176 159L178 156L177 155H175V156H173L172 154H167L168 156H173V157H171L170 159H168V163H167V165H168V167H167V165H165L164 166V169H166L165 167H167V171L168 172H171L170 174H168V172H166L165 174H164V176H163V178L165 179V175L166 176H169V179L166 177V179H168V184H167V182L162 178V181H161V179H160V181H161V183H159V184H162L164 181H165V183H163L164 185H168L169 187H167L166 188V186L163 188V186L164 185H159V187H161V189L163 188V189H166V191L165 192H167L168 191V193H165V192H163V189L161 190V191H159V195H161V197H164V196H162V194L163 193H165V201H164V199H162L163 200V202H164V204L166 205V207H165V209L167 208V213L169 212V211H171L170 213H171V215L173 216V214L175 215V216H173L172 217V219L170 218L171 216H170V214L168 213V217L169 218H167V217H165L164 218V215H163V212H165L163 209H162V214H161V216L163 217L162 219H164L165 221L167 220V221H169L168 219H170V220H173L174 219V221H173V223H175V224H173L172 226H171V224H170V228L171 229H169V232L167 233L166 232V234H167V238H166V243L165 244H167V245H169V247H170V249H172L173 251H176V250H178V251H180V249H178L179 248V246L178 245H175V242H174V240L176 239V236L178 235V234H180V233H182V231H184L182 234H180L181 236H184V233H185V226L184 225H186L185 223L186 222H184L183 220H188L187 218H190V220H194V217L196 218V216L194 215V217H193V210L195 209V204H196V202H194V201H191V203H190V199H191V197H193V195L192 194H189V195H187L186 193H191V192H194L195 190H197L198 191V193H197V191H195L196 193V195L194 194V196L195 197H197V198H199V196L200 195H198V194H205V195H207L205 198H207V200L205 199V198H203L205 195L203 194V196L201 197L200 196V198L201 199H205L204 201L205 202H208V201H211L212 203L215 201V202H218L217 201V199H218V194H221V192H222V194L221 195H219V199L221 200V201H223L224 199H221V197H223L222 195L224 194L223 193V191H220V189L222 190L223 189V184H224V179H226L227 180V177L225 178V176H228V175H223V174H228L229 173V175H231V174H233L234 173V175H235V171L234 170H232V168H230L231 166H233V164L234 163H232L233 161H232V156L229 158V157H227V158H229V160H224V159H219L218 160V158H220L223 154H221V156H220V153L221 152H219L218 151V149L220 150V147H221V145H220V138L222 137H220L219 138V136H218V134H226V132H224L223 131V129L221 128V126H218V129H217V123H216V121H218L213 115H214V113L216 112V114H217V112L219 113L218 115H219V117H220V115H223V116H221L220 118H222V117H225V115H224V110H225V108L224 107H226V106H223L224 104L225 105H230L228 102L226 103V99L228 98V97H230L231 96V94L229 93V91L231 92V90H233V89H230L231 87H234V89H241L242 88V86H238L237 85V83H235V80H233V79H237V78H241V76L240 75H244V74H247V72H250V73H252L251 74V76L252 75H255V78H257L258 76H256V75H260V77L262 76V81H260V79H259V82L260 83H258V80L257 79H255V78H253V80L254 81H252V87H250V89L248 88L249 86H247L246 88H248L249 90H253L252 91V93H254L255 95H254V98H256V102L257 101H260V103L262 102V97H264V93H262V91H264V85H261L262 83H264V71H262V69H264V22H262V21H264V14H262V15H260L261 14V11H257V9H258V6H254V8H253V10H255L254 11V13H253V10H252V7H251V10L248 8L247 9V5H249L250 3H252L251 2V0H244V2H243V0H223L224 1V3H225V1H226V4H224L223 6H224V13L225 14H222L223 12H221V11H217V13H218V15H217V13H216V15L215 16H213V21L212 22H210V21H208L209 23H207V25L208 24H210V26L208 25H206V23L204 24V25H202L201 23H198V24H195L196 22H194V21H196L195 19H194V24H195V27H194V24H190L191 26H189L190 27V29L191 30H189V28L188 29H186V30H184L183 31V33L182 34H180L181 36H183V35H185V37L186 38H184V36L183 37H181V36H177V38L175 37V39L174 38H169V39H167V41H169V43H168V45H167V42H166V39L165 40H159V42H161V43H159L160 45H158V42L156 41V39L158 40V38L159 37H157V36H155L154 38H153V36L155 35V32H150V31H148V30H144L140 25H139V27L137 26H129V25H127L129 28L130 27H132V28H130L129 29V31H128V27L126 26V24L124 23V20H123V15L121 16L119 13H117L116 14V17H118V19H119V21L117 20V19H115L116 17L114 16L115 15V13H114V11H112L113 10V8H112V5H113V3H114V1L115 0H101V1H99V0H48L49 2L48 3H46L45 2ZM52 1H53V4H52ZM222 1V2H223ZM228 1V2H227ZM30 2V3H29ZM35 1L34 0H26V2H25V4H33ZM43 2H44V4H43ZM231 2V3H230ZM236 2V3H235ZM247 2V3H246ZM97 3H98V5H97ZM102 3V5H100ZM242 3V4H241ZM244 3V4H243ZM245 3H246V5H245ZM249 3V4H248ZM49 5V6H45V5ZM52 4V5H51ZM111 4V5H110ZM241 4V5H240ZM262 5H264V1H262V3H261ZM55 5V6H54ZM50 6H52L53 8H51ZM108 6V7H107ZM241 6H243L242 8H241ZM110 7V8H109ZM239 7H240V9H239ZM104 8V9H103ZM237 8H238V10H237ZM47 9V10H46ZM109 9H110V11H109ZM247 9V10H246ZM6 10V11H5ZM12 11V12H10L9 13V11ZM45 12H44V11ZM228 10H229V12H228ZM242 12H241V11ZM246 10L247 12H244V11ZM23 11H25V9L23 10ZM51 11H52V13H51ZM96 11V12H95ZM253 14L252 15V17H251V14H249L250 12ZM256 11H257V13H256ZM99 12H101V14L99 13ZM109 14H108V13ZM238 12V13H237ZM258 12L260 13V14H258ZM12 13H15V14H12ZM30 13V14H29ZM56 13V14H55ZM58 13H59V15H58ZM78 13V14H77ZM99 13V14H98ZM234 13V14H233ZM242 13V14H241ZM245 13H247V14H245ZM22 14V15H21ZM23 14H25V15H23ZM27 14V15H26ZM74 14V15H73ZM112 14V15H111ZM221 14V15H220ZM240 14V15H239ZM249 14V15H248ZM255 14H257V16H255ZM4 15V16H3ZM11 15H14V16H11ZM37 15V16H36ZM73 15V16H72ZM76 15V16H75ZM101 15V16H100ZM111 16V17H108V16ZM231 15H232V17H231ZM245 15V16H244ZM247 15V16H246ZM11 16V17H10ZM23 16V17H22ZM27 16V17H26ZM28 16H31V17H28ZM98 20V22L99 23H102V24H105V25H101V24H99L98 26H96L97 24H98V22H97V20L94 18V17ZM102 16H104V17H102ZM112 16H114V19H113V17ZM121 16V17H120ZM219 16V17H218ZM224 16V17H223ZM227 16V17H226ZM235 16H236V18H235ZM251 18H250V17ZM255 16V17H254ZM260 16V17H259ZM12 17H14V18H12ZM24 17H26V18H24ZM33 17V19H31ZM72 17V18H71ZM100 17H101V19H100ZM120 17V18H119ZM205 17V16H204ZM215 17V18H214ZM256 18L255 20H253L254 18ZM92 18H93V20H92ZM103 18H104V20H103ZM109 18L110 19H112V21L110 20L109 21ZM192 18H195V17H192ZM220 19L221 18V21L223 22V23H225V25H224V31H225V33H228L229 34V32L228 31H230V29H231V34H233V31H234V36H233V38L231 37V36H229L228 34H225L226 35V41H227V43H231V44H228V45H230V46H232L231 48H235L236 49V46H234L233 47V44L234 45H236L237 44V47H238V51L236 50V52H238L239 54L238 55H240V57H244V56H246L245 58H243L244 60V63H243V67L245 66V64H247L246 65V70H244L243 69V71H245V72H241L242 74H239L240 72H238V74H236L235 76H233V77H231V78H229V79H227L226 80V78H223V77H221V79L223 78L224 80V82H222V80L220 79V75H221V70L223 69V65L224 64H222L221 66H222V68H221V66H220V63H222V61H223V59H221V54L220 53H222L223 54V51L222 52H218V51H215V55H213L214 54V52L211 54H209L205 59H203V57H205L204 55L203 56H199V58L200 59H193V57H191V56H182L181 57V55H180V53L177 51L178 50V48H175L176 46L177 47H180V45L182 44V45H184L186 42H187V40L188 39H190V38H193V37H191L190 36V33H191V35L193 34L194 35V33H195V35H194V39L195 40H197L196 39V37L197 36H199V35H197V34H201V33H203L204 31H211L213 28V26H214V28H217L218 27V25L220 26V27H223V24H221L219 21L220 20H217V19ZM229 18V19H228ZM240 18V19H239ZM248 18H250V19H248ZM257 18H258V20H257ZM262 18V19H261ZM12 19V21L11 22H9L10 20ZM16 19H17V21H16ZM27 19V20H26ZM28 19H29V21H28ZM56 19V20H55ZM63 20V22H62V20ZM66 19V20H65ZM108 19V20H107ZM176 19V18H175ZM225 19V20H224ZM242 19H244V20H242ZM259 19H261L260 20V22H262V23H259L258 21H259ZM57 20H60L61 21V25L59 24V22L57 21ZM65 20V21H64ZM79 20V21H78ZM101 20H102V22H101ZM114 20H116V23H115V21ZM216 20V21H215ZM232 20V21H231ZM14 21V22H13ZM71 21H73V22H71ZM93 21V22H92ZM97 23H96V22ZM106 21H108V22H106ZM118 21V22H117ZM199 20H197V22H198ZM236 21V22H235ZM243 21V22H242ZM258 23H257V22ZM58 22V23H57ZM75 22V23H76ZM81 22V23H80ZM92 22V23H91ZM111 22L113 23V25H111ZM121 22H123V24H125V25H123ZM200 22V21H199ZM216 22V23H215ZM232 22H233V25H232ZM254 22H256L255 24H254ZM55 23H57V24H55ZM64 23V24H63ZM71 23H72V25H71ZM89 23H91V25L88 27L87 25ZM96 23V24H95ZM107 23V24H106ZM109 23H110V25H109ZM119 23V24H118ZM212 23H214L213 25H212V27H211V24ZM218 23H220V24H218ZM228 23H230L231 24V26H230V24L228 25ZM238 23V24H237ZM34 24V25H33ZM63 24V25H62ZM78 24V25H79ZM115 24V25H114ZM227 24V25H226ZM247 24V25H246ZM260 24V25H259ZM262 24V25H261ZM38 25V26H37ZM57 25V26H56ZM101 25V26H100ZM120 25V26H119ZM121 25H123V26H125V27H122L121 28ZM198 25V26H197ZM217 25V27H215ZM222 25V26H221ZM237 25L238 26H240L239 28H237ZM9 28H8V27ZM12 26V27H11ZM87 26V27H86ZM103 26V27H102ZM112 26H113V28H112ZM118 26V27H117ZM193 26V27H192ZM225 26H226V28H225ZM4 27H6V28H4ZM10 27H11V29H10ZM37 27V28H36ZM58 27V28H57ZM79 27V28H78ZM88 28V29H85V28ZM105 27V28H104ZM110 27V28H109ZM115 27H117V28H115ZM137 28V30H138V34H136L137 33V31L135 32V30H136V28ZM171 25H163L160 29V31L159 32H164V30L165 31H168V30H171ZM210 27V28H209ZM235 27V28H234ZM257 27V28H256ZM2 28V29H1ZM84 28V29H83ZM104 29V33H105V31H106V33H108V34H101V32H97V33H95L96 32V30L97 29ZM121 29V34H120V29ZM125 28H127V30L125 29ZM134 28V29H133ZM139 28V29H138ZM165 28V29H164ZM209 30H208V29ZM212 28V29H211ZM219 28V27H218ZM235 30H234V29ZM96 29V30H95ZM102 29V30H103ZM134 31H133V30ZM141 29V30H140ZM143 29V30H142ZM198 29V30H197ZM220 30H223V28H219ZM238 29H240V31H238ZM242 29V30H241ZM244 29V30H243ZM7 30V31H6ZM60 30V29H59ZM91 30V31H90ZM112 30V31H111ZM130 30H132V31H130ZM193 30H195V31H193ZM199 30H201L200 32H199ZM233 30V31H232ZM111 31V32H110ZM115 31V32H114ZM116 31H118V32H116ZM141 31V32H140ZM148 31V32H147ZM185 31H187V33L185 32ZM197 31V32H196ZM11 32V33H10ZM17 32V33H16ZM54 32H55V34H54ZM113 32H114V34H113ZM123 32V33H122ZM124 32H126L127 34H126V36L124 35ZM185 32V33H184ZM236 32V33H235ZM238 32V33H237ZM240 32H242V33H240ZM13 33V34H12ZM20 33V34H19ZM88 33H91V34H88ZM112 35H111V34ZM117 33V34H116ZM144 33V34H143ZM146 33V34H145ZM147 33H149V35L147 34ZM206 33V32H205ZM96 34H97V38L95 37L96 36ZM112 36V37H110V35ZM120 34V35H119ZM129 34H131V35H129ZM143 36H142V35ZM153 34V35H152ZM189 34V35H188ZM237 34H239V35H237ZM13 35V36H12ZM19 35V36H18ZM23 37H22V36ZM115 35H116V37H115ZM141 35V36H140ZM145 35V36H144ZM187 35V36H186ZM192 35V36H193ZM197 35V36H196ZM202 35V34H201ZM200 35V36H201ZM224 35V34H223ZM222 35V37L221 38H219V39H221V40H224L225 41V38L223 39V37H225V36H223ZM2 36V37H1ZM21 36V37H20ZM101 36H103L102 38H101ZM121 36V37H120ZM130 36V37H129ZM138 36V37H137ZM142 37V39H140V37ZM147 36H149L150 37V39H149V37H147ZM196 36V37H195ZM228 36V37H227ZM37 37V38H36ZM114 37V38H113ZM124 37H126V39L128 38V40H129V42H128V40L126 41V39L124 38ZM148 39H147V38ZM178 37L181 39V38H184V39H182V41L184 42L185 41V39H186V41L183 43L180 39H178ZM229 37H231V38H229ZM239 37H241V38H239ZM4 38V40H1V39H3ZM7 40H6V39ZM13 38V39H12ZM113 38V39H112ZM134 38H136L138 41H135L134 40V42H133V39ZM139 38V39H138ZM228 38V39H227ZM236 38V39H235ZM11 39V41H9ZM37 39V40H36ZM38 39H39V41H38ZM47 39V40H46ZM103 39V40H104ZM114 39H115V41H114ZM124 39V40H123ZM153 39V40H152ZM170 39H173V40H175L174 41V43H172V41L173 40H171L170 41ZM198 39H200V37L198 38ZM201 39H203L202 37H201ZM234 39V40H233ZM244 41H243V40ZM50 40V41H49ZM117 40V41H116ZM177 40H179V41H177ZM195 40H193V41H191V42H189V44L190 45H192V46H195L196 47V45H198V43H196L195 42ZM233 40V41H232ZM241 40V41H240ZM115 42V43H113V42ZM141 41H146V42H148L147 44H145L144 42H141ZM154 41H156V42H154ZM181 41V43L179 44V42ZM200 41V40H199ZM199 41H197V42H199ZM225 41V42H226ZM237 41V42H236ZM243 41V42H242ZM119 43V45H118V43ZM124 44H123V43ZM126 42H128V44L126 43ZM152 42V43H151ZM163 42H165L166 44H164ZM177 44H176V43ZM194 42V43H193ZM233 42V43H232ZM236 42V43H235ZM27 43V44H26ZM32 43V44H31ZM55 43V42H54ZM67 45H66V50H65V52L67 53V54H64V55H66V57H69V61L70 62H72L70 59H74L73 61L78 65L80 62H82L81 61V59H78V58H75V57H78L77 55L79 54L78 52V49H77V47H78V45H79V43L78 42H76V40H75V43H74V39H71V38H68V40H67ZM132 45H131V44ZM157 43V44H156ZM239 43H242V44H240L239 45ZM246 43V44H245ZM21 44V45H20ZM23 44V45H22ZM36 44H39V45H37V46H35ZM76 45V49L74 50V45ZM106 44V43H105ZM114 44H117V45H114ZM122 44V45H121ZM163 46H162V45ZM175 44V45H174ZM178 44H179V46H178ZM196 44V45H195ZM245 44V45H244ZM2 44L0 43V46H1ZM4 45V46H5ZM71 45V46H70ZM128 45V46H127ZM139 45H140V47H139ZM145 45H146V47H145ZM165 45V46H164ZM3 46V45H2ZM1 46V47H2ZM26 46H27V48H26ZM72 46H74V47H72ZM110 46V47H109ZM116 48H115V47ZM130 46V47H129ZM133 46V47H132ZM152 46H154V47H152ZM170 46V47H169ZM175 46V47H174ZM200 46V45H199ZM18 47V48H17ZM23 47V48H22ZM29 47V48H28ZM112 47V48H111ZM121 47H122V49H121ZM124 47H125V50H124ZM150 47V48H149ZM163 47V48H162ZM164 47H165V49H164ZM241 47H243V48H241ZM5 48V47H4ZM33 48H32V50H33ZM106 48V49H107ZM110 48V49H109ZM115 49V51H113L114 49ZM136 48V49H135ZM150 50H149V49ZM152 48H154V49H152ZM157 48H159V49H157ZM198 48H200V47H198ZM17 49V50H16ZM94 49V50H93ZM117 49V50H116ZM128 49V50H127ZM133 49H135V50H133V52H132V50ZM147 49V50H146ZM2 50V51H1ZM0 51L1 52H3V53H8V51H9V53L11 52V48H10V50H7V48L4 50V49H1ZM27 50V52H29V53H25V51ZM68 50H69V52H68ZM78 52H77V51ZM110 50H112V52H113V58L114 59H111V54L110 53H112V52H110ZM118 50H120V52L118 51ZM136 50H138V52L136 51ZM141 50V51H140ZM168 50V51H167ZM233 50V49H232ZM6 51V52H5ZM90 51H95V47L94 48H92ZM118 51V52H117ZM124 51V52H123ZM128 51V52H127ZM131 51V52H130ZM147 51H149L148 52V54L146 53ZM154 53H153V52ZM177 51V52H176ZM212 51V50H211ZM235 51V50H234ZM233 51V54L235 55L236 54V52H234ZM240 51H241V54H240ZM24 52V53H23ZM64 52V53H65ZM73 52H76V53H73ZM110 52V53H109ZM135 52V53H134ZM155 52H157V53H155ZM176 54H175V53ZM245 52V53H244ZM15 53V54H16ZM20 53V55H18ZM115 53V54H114ZM122 53V54H121ZM128 53H130V54H132V55H128ZM179 55H178V54ZM121 54V55H120ZM125 54H127V56L125 55ZM137 54V55H136ZM156 54V56H154V55ZM245 54V55H244ZM31 55V54H30ZM67 55H69V56H67ZM104 55H105V58H103L104 57ZM107 55H108V57H107ZM118 55H120V56H118ZM125 57H124V56ZM141 55V56H140ZM146 55V56H145ZM151 55V57H148V56H150ZM160 55V56H159ZM162 55V56H161ZM178 55V56H177ZM213 55V56H212ZM237 55V54H236ZM237 55V56H238ZM249 55V56H248ZM122 56V57H121ZM129 56V57H128ZM154 56V57H153ZM177 56V57H176ZM211 58H210V57ZM216 56H218L219 58H217ZM29 57H31V58H29ZM70 57H72V58H70ZM131 57H133L132 59H131ZM139 59H138V58ZM142 57V58H141ZM156 57H158V58H156ZM181 57V58H180ZM185 57V58H184ZM201 57H202V59H201ZM216 57V58H215ZM120 58H122V62H121V59ZM137 58V59H136ZM147 58H149V59H147ZM175 58V59H174ZM210 58V59H209ZM214 58V59H213ZM254 58V59H253ZM20 59H22V61L20 60ZM29 59H31V60H29ZM128 59V60H127ZM159 59V60H158ZM76 60V61H75ZM112 60H113V62H112ZM123 60H127V61H123ZM149 60V61H148ZM152 60V61H151ZM162 60V61H161ZM175 60V61H174ZM195 60H200V62L199 63H201V66H203V68H205V69H203V68H201V70L202 71H204V72H202V75L204 76V79H206L205 81H203V85L202 86H204V91H202V90H196L195 88H197V81H198V78H200L196 73H195ZM202 60H203V62H202ZM204 60H205V63L207 64H205L204 63ZM237 60V59H236ZM240 60V62L242 63V59H238V61ZM245 60H246V63H245ZM20 61V62H19ZM24 61V62H23ZM114 61H116V62H114ZM144 61V62H143ZM180 61V62H179ZM216 61V62H215ZM218 61V62H217ZM219 61H220V63H219ZM19 62V63H18ZM23 62V64H20V63H22ZM28 62V63H27ZM78 62V63H77ZM123 62H124V64H123ZM137 62V63H136ZM151 62V63H150ZM161 62V63H160ZM173 62V63H172ZM16 63V62H15ZM73 63V62H72ZM72 63H70V64H72ZM75 63H73V65H70L71 67H73V68H75V66H74V64ZM131 63V64H130ZM163 63V64H162ZM218 63H219V65H218ZM223 63H224V61H223ZM239 63V62H238ZM20 64V65H19ZM125 64L127 65V66H125ZM142 64V65H141ZM145 64V65H144ZM157 64V65H156ZM165 64V65H164ZM167 64V65H166ZM211 64V65H210ZM215 64V65H214ZM18 65V66H17ZM128 65H133L132 67L134 68H132V67H130V66H128ZM140 65V66H139ZM146 66V67H144V66ZM173 65V66H172ZM31 66H32V64H31ZM125 66V67H124ZM205 66V67H204ZM112 67V68H111ZM114 67V68H113ZM121 67V68H120ZM124 67V69H122ZM171 67H174V68H171ZM176 67V68H175ZM128 68H130V70L128 69ZM136 68V69H135ZM139 68H140V70H141V72H139L140 70H139ZM142 68V69H141ZM154 68V69H153ZM111 69H113L112 71V73L113 74H115L116 75V77H118L117 79L119 80H121V78H122V81L124 82H126V83H131V81L132 80H130V79H133L134 80V84L133 85H135V88H134V86H132V87H130V88H127V89H129L128 91H127V89L126 88H122V86H120V89H118V86L121 84H123V83H116V89L114 88L115 87V81L114 80H112L110 77H108V72H111ZM120 69V70H119ZM126 69V70H125ZM128 69V70H127ZM160 69V70H159ZM144 70V71H143ZM148 70V71H147ZM158 70V71H157ZM177 70V71H176ZM179 70V71H178ZM31 71V72H30ZM133 71H135V72H133ZM153 71V72H152ZM165 71H166V73H165ZM173 71V72H172ZM191 71H194V72H191ZM215 71V72H214ZM218 71V72H217ZM259 71H260V73H259ZM2 72V71H1ZM137 72V73H136ZM152 72V73H151ZM162 72V73H161ZM168 72H170L169 74H168ZM172 72V73H171ZM180 72V73H179ZM258 72V73H257ZM4 73V74H5ZM107 73V74H106ZM138 73H140V75L138 74ZM147 73H149L148 74V76L150 75L151 77H152V80L150 81V82H152L153 81V79H155V81H157L156 80V78L158 79V81L160 80H162V82H157L158 83V85L156 84V82H152L151 84H150V82L148 81V80H150V78L151 77H147V76H145L144 74H146L147 75ZM191 73V74H190ZM196 74V76H193L192 74ZM214 73V74H213ZM254 73V74H253ZM2 74H3V72H2ZM112 74V75H113ZM118 74V75H117ZM141 74H142V76H141ZM153 74H156L155 76L153 75ZM162 74H166V75H162ZM167 74H168V76H169V79H168V84H165V83H163L164 81H165V76L167 77ZM175 76H173V75ZM194 74V75H195ZM220 74V75H219ZM222 74H223V72H222ZM262 74V75H261ZM7 75V76H8ZM12 75V76H11ZM121 75V76H120ZM153 75V76H152ZM170 75H172L173 77H170ZM179 75V76H178ZM213 75H215V76H217V77H214ZM249 76H250V74H248ZM248 75H244L245 77L246 76H248ZM109 76H111V75H109ZM134 76V77H133ZM178 76V77H177ZM194 77V79L196 78V77H198L196 80H193V77ZM207 76V77H206ZM208 76H210V78H212V77H214L215 79L214 80H216V82H214L213 81V79H210V78H208ZM222 76V75H221ZM240 76V77H239ZM243 76V77H244ZM115 77V78H116ZM132 77V78H131ZM137 77L139 78V79H137ZM145 77H147V78H145ZM184 77V78H183ZM188 79H187V78ZM242 77V78H243ZM244 77V78H245ZM254 77V76H253ZM127 78H128V80H130L129 82H127ZM130 78V79H129ZM136 79V81H135V79ZM149 78V79H148ZM161 78V79H160ZM171 78H174V80H175V82H173L172 80H171ZM218 78V79H217ZM243 78V79H244ZM259 78V77H258ZM103 79H105L104 81H103ZM109 79H111L112 81H109ZM124 79V80H123ZM182 81H180V80ZM185 79V80H184ZM190 79V80H189ZM210 79V82L211 81H213L214 83H215V85L211 82H209L208 80ZM98 80V81H97ZM118 80H117V82H118ZM119 80V81H120ZM139 80V81H138ZM169 80L170 81H172L171 83L169 82ZM177 80V81H176ZM189 80V81H188ZM27 81V83L25 84V83H23V82H26ZM50 81L51 80H49V84H47L46 85V82H47V80L45 81V86H47V88H48V85H50ZM139 83H138V82ZM186 81V82H185ZM192 81V82H191ZM196 81V83H194ZM218 81V82H217ZM229 81V82H228ZM232 81V82H231ZM256 81V83H258V84H260V85H258L257 86V84H255L256 85V88H255V85L253 86V83ZM12 82H13V84H12ZM52 82V81H51ZM69 81H67V83H68ZM106 82V83H105ZM125 82H124V85H126L125 84ZM149 82V83H148ZM166 83H167V81H165ZM188 82V83H187ZM199 82H201V79H200V81H198V84H200ZM226 83L227 85H230L228 88L229 89H227V91L225 90V86H227L226 84H224V85H219V83ZM31 83V84H30ZM48 83V82H47ZM66 83V84H67ZM94 83V84H93ZM141 83H142V81H141ZM146 83H148V84H146ZM162 83L164 84V85H162ZM169 83L172 85H170V87H169ZM193 83V84H192ZM204 83H206V84H208V83H210V88L208 89L209 91H211L212 89H213V87H214V91H219L220 89V93L222 94L223 92L222 91H224L225 90V93L226 92H228V93H226V94H224L223 93V95H224V98H225V100L223 101V95H221V97H220V99H222L221 101H219L220 99H218V100H216L217 98H219V97H217V96H219L220 95V93L219 92H214V93H216L215 95V97H214V95L212 96V94H213V92H212V94L210 95V93L209 94H207V95H210V98H212V100H210V98H209V96H207L206 95V91L208 92V90L206 89L207 88V86L209 85H204ZM216 83H217V85H216ZM221 83V84H222ZM22 84H24V86L22 85ZM69 85H71L72 83L71 82H69L68 83ZM111 84H113L112 86H114L113 88H112V90H111ZM119 84V85H118ZM127 84V85H128ZM132 84V83H131ZM152 84H154V86L152 85ZM188 84V85H187ZM190 84V85H189ZM194 84H196V85H194ZM214 86H213V85ZM22 85V86H21ZM42 85H43V87H44V81L42 82ZM51 85H52V83H51ZM50 85V86H51ZM69 85H67V86H69ZM110 85V86H109ZM126 85V86H127ZM142 85V86H141ZM147 86L146 88H144L145 86ZM156 85V86H155ZM183 85V86H182ZM189 86V87H192V89L191 88H187V86ZM26 86V87H25ZM29 86H30V89H28L29 88ZM49 86V87H50ZM53 86V85H52ZM66 86V85H65ZM90 86H92V87H90ZM130 86V85H129ZM159 86V87H158ZM184 86H185V88H184ZM206 86V87H205ZM211 86H213L212 88H211ZM216 86V87H215ZM219 86L221 87V88H219ZM70 87V86H69ZM110 87V88H109ZM157 89H159V91L161 90V93L159 92V91H157L155 88ZM177 87L179 88V89H177ZM194 87V88H193ZM241 87V88H240ZM254 87V88H253ZM10 88L12 89L13 87H11L10 86ZM21 88V89H22ZM53 88H54V86H53ZM53 88H51V90L50 91H52V89ZM132 88H134V90H135V92H133L134 90L132 89ZM149 88V89H148ZM153 88V89H152ZM161 88V89H160ZM218 88H219V90H218ZM258 88V89H257ZM261 88H262V90H261ZM18 91L20 90V89H18V88H16ZM50 89V88H49ZM54 89H56V90H54ZM53 90L56 92V91H58V88H54ZM77 89V88H76ZM91 89V90H90ZM114 89V90H113ZM117 89H118V92H115V90L117 91ZM123 89V90H122ZM133 90L132 92H131V90ZM145 89V90H144ZM205 89H206V91H205ZM217 89V90H216ZM237 89V90H238ZM244 89V88H243ZM24 90H23V92H24ZM60 90V89H59ZM85 90V91H86ZM166 90V91H167ZM229 90V91H228ZM239 90H238V92H239ZM254 90H257V91H254ZM14 91H15V89H14ZM13 89H12V93L11 94H13ZM22 91V90H21ZM21 91L19 92V93H21ZM78 91L79 90H77V92H76V96H78V95H80L79 93H78ZM112 91H114L116 94H117V97H116V95L114 94V92L113 93H111ZM121 91V92H120ZM124 91V92H123ZM155 91L156 93H153V92ZM173 91V90H172ZM193 91H198V92H200L199 94H196L195 95V93L193 92ZM201 91L203 92V93H201ZM241 91L243 92V90L241 89ZM240 91V92H241ZM259 91V92H258ZM16 92V91H15ZM22 92V93H23ZM79 92H81V93H83L82 91H79ZM87 92V91H86ZM85 92V93H86ZM95 92V93H94ZM139 92H141V91H139ZM139 92L137 93V96H139L140 94H139ZM158 92V93H157ZM178 92V91H177ZM192 92V93H191ZM197 92V93H198ZM239 92V93H240ZM241 92V93H242ZM256 92H257V94H256ZM16 93H18V92H16ZM20 94V95H23V94ZM85 93H83L82 94V96L85 94ZM87 93V94H88ZM135 93V94H134ZM148 93V94H147ZM189 93L191 94V96L189 95ZM219 93V94H218ZM240 93V94H241ZM259 93V94H258ZM262 93V94H261ZM15 94V93H14ZM52 94V93H51ZM50 94V95H51ZM59 93H57L56 92V94H54V92H53V94H52V96L54 95H56V97H57V95H58ZM60 94H61V92H60ZM87 94H85V96H83V97H85V98H87V100H85V101H88L89 99H88V97L86 96ZM90 94H88V96L90 95ZM113 94H114V96H113ZM139 94V95H138ZM147 94V95H146ZM151 94V95H150ZM153 94V95H152ZM156 94V95H155ZM162 94V95H161ZM183 94V95H182ZM201 94V98L202 99H200V97H198L199 95ZM218 94V95H217ZM228 94L230 95V96H228ZM261 94V95H260ZM16 95V94H15ZM23 95V96H24ZM47 96V98H50V99H52V98H55L54 96L52 97V96ZM105 95V96H104ZM106 95H108V96H106ZM112 95V96H111ZM122 97H121V96ZM143 95V96H144ZM158 95H161V98L163 99H166V100H164V101H162V100H156V98L157 99H161L160 98V96L158 97ZM192 95H194V96H192ZM242 95V94H241ZM257 95V96H256ZM18 96V95H17ZM63 96V95H62ZM142 95H141V97H143ZM197 96V97H196ZM243 96L244 95H242L241 97H242V99H243ZM59 97V96H58ZM55 98V99H53V102H54V100H56L53 104H54V110H57V108H58V106H60V105H62L63 103H66L64 100H62L61 98ZM79 97V96H78ZM81 97V96H80ZM129 97V98H130ZM187 97V98H186ZM193 97V98H192ZM195 97V98H194ZM203 97H205V99H206V104H204L205 102L203 101L202 102V100H203ZM209 98V99H207V98ZM227 97V98H226ZM241 97L239 98V99H241ZM248 96H246L245 98H244V100H246V98H247ZM84 98V99H85ZM98 98V99H97ZM128 98V99H129ZM155 98V99H154ZM191 98V99H190ZM214 98H216V99H214ZM261 100H260V99ZM60 99V100H59ZM91 99H90V101H91ZM114 99V100H113ZM144 99H145V97H144ZM204 99V100H205ZM214 99V100H213ZM249 101L248 102H246V107H245V109H247L246 111H244V112H242V113H244V114H241L240 115V113H238L239 112V110H237L238 112H237V114H236V117L234 118V117H228L229 118V120H228V118L225 120V118H222V119H224V120H222V121H224L226 124L228 123V126L230 125V126H232V124H230L231 122H233L236 118H237V115H238V118L233 122L234 123V126L235 127H233L234 129H235V133H236V135L238 134L239 135V139H242L241 140V142H245V143H243L244 145H250V144H253V142L255 143V142H257V140L256 139H258L259 140V138H257V137H259V136H261V138H262V136H264V135H262L261 134V130H262V127H261V129L259 128L261 125H259L260 123H264V120H262V122H260L261 121V117L259 116V117H257L258 115H259V113H258V111H257V108H256V105H257V103H255L254 104V102H250V99L249 98H247ZM61 100L63 101V103L61 102ZM94 100V101H93ZM102 100V101H101ZM155 100H156V102H155ZM178 100V101H179ZM208 100V101H207ZM216 100V101H215ZM67 101V100H66ZM68 101H69V99H68ZM67 101V103H71L72 102V104L70 105V106H72L73 105V101L70 99V101L68 102ZM89 101V102H90ZM106 101V102H105ZM113 101V102H112ZM161 101V102H160ZM179 101V102H180ZM210 101V102H209ZM211 101H214V102H216V103H214V104H211ZM247 101V100H246ZM94 102V103H95ZM112 104H111V103ZM117 102V103H116ZM146 102V103H147ZM168 102L170 103L171 102V105L170 104H168ZM182 102H184V103H186L185 102V100H183ZM249 102H250V106L248 107V105H249ZM62 103V104H61ZM66 103V104H67ZM101 103V104H100ZM109 103H110V106H109ZM113 103H114V105H113ZM116 103V104H115ZM155 103H157V104H155ZM166 103L168 104L167 106H168V111L167 110H165V109H167V108H164V105H165V107H166ZM183 103V104H184ZM188 103V102H187ZM203 103V104H202ZM208 103H210V105H208ZM213 103V102H212ZM219 105H218V104ZM222 105H221V104ZM259 102H258V104H260ZM66 104H64V106L63 107H65L66 106ZM121 104H122V107H121ZM127 104V103H126ZM188 104H190V103H188ZM192 103L190 104V105H188L189 107H193L194 105H193ZM197 104V105H196ZM217 104V105H216ZM118 105V106H117ZM185 105V104H184ZM193 105V106H192ZM205 105V106H204ZM207 105H208V108H207ZM212 105H213V107H212ZM221 105V106H220ZM255 107V110L253 109V107ZM108 106V107H107ZM124 106H125V104H124ZM186 106H187V104H186ZM203 106V107H202ZM215 106V107H214ZM67 107H69L68 106V104H67ZM113 107H115V108H113ZM120 107V108H119ZM172 107V108H171ZM199 107V110L201 111H198V108ZM204 107L205 108H207L208 109V111L207 110H205L204 109ZM212 107V108H211ZM223 107V108H222ZM66 108V107H65ZM201 108V109H200ZM217 108V109H216ZM106 109H108V110H106ZM111 109V110H110ZM215 109V110H214ZM221 109L223 110V111H221ZM101 110H103V111H101ZM203 110V111H202ZM217 110V111H216ZM98 111V110H97ZM211 111V112H210ZM118 112H116V114H118ZM158 112V111H157ZM162 112V111H161ZM210 112V113H209ZM107 113H106V115H107ZM197 113V114H196ZM200 113V114H199ZM207 115H206V114ZM223 113V114H222ZM247 113V114H246ZM104 114L102 115L103 117H104ZM113 114H115V113H113ZM112 114V115H113ZM121 114V113H120ZM154 114V113H153ZM212 115V116H209V115ZM105 115V116H106ZM204 115V116H203ZM217 115V116H218ZM245 115V116H244ZM108 116V115H107ZM114 116H116V115H114ZM118 116H121V115H119L118 114ZM201 116V117H200ZM198 117V118H197ZM241 119H240V118ZM245 117H246V119H245ZM118 118V117H117ZM117 118H114L115 120L117 119ZM208 118H210V119H208ZM212 118V119H211ZM233 118V119H232ZM257 118V119H256ZM104 119V118H103ZM113 119V120H114ZM148 119H150V117L148 118ZM194 119L197 121V119H200V120H198V122H196V121H194ZM239 119H240V121H239ZM242 119H243V121H244V123H243V121H242ZM245 119V120H244ZM104 120H106V118L104 119ZM103 120V121H104ZM112 119L111 120H107L109 123H110V121L112 122L113 121ZM114 120V121H115ZM190 120V122H192ZM205 120V121H204ZM231 120H233V121H231ZM254 120V121H253ZM107 121H104V122H106V123H104L105 125L107 124ZM113 121V122H114ZM147 121H149V123H146V124H150V122H152L151 121V119L150 120H147ZM209 121V122H208ZM237 121V122H236ZM250 121V122H249ZM116 122H117V120H116ZM116 122H115V124H116ZM108 123V124H109ZM194 123H192V125H195ZM211 123V124H210ZM216 123V124H215ZM241 123V124H240ZM249 123H250V125H249ZM255 123H257V125L255 124ZM108 124L106 125L107 127H108ZM115 124H113L112 126L113 127H116V125ZM201 124H203V125H201ZM209 124H210V126L211 127H213V125L215 124L216 126H214L212 129L210 128V126H209ZM213 124V125H212ZM247 124V125H246ZM104 125V126H105ZM111 125L109 124V128H112V126L110 127ZM148 126V125H147ZM246 126V127H245ZM194 127V126H193ZM220 127V128H219ZM254 127V128H253ZM109 128H106V130L108 129V131L109 132H116L115 130H114V128L113 129H109ZM201 128V129H200ZM216 128V129H215ZM237 128V129H236ZM90 129V128H89ZM214 129V130H213ZM221 129H222V131H221ZM234 129H233V131H234ZM249 129V130H248ZM253 129H257V130H259V131H253ZM131 130H133V128L131 129ZM131 130L130 129H128V133L129 132H131ZM136 130V129H135ZM210 130V131H209ZM249 132V133H251V135L249 134V133H246L247 131ZM213 131V132H212ZM218 131H221V132H218ZM245 131V132H244ZM103 132V131H102ZM118 133H119V131H117ZM209 132H211V133H213V136H214V138H213V136H212V134L211 133H209ZM215 132V133H214ZM240 132H242V133H240ZM253 133V134H252ZM211 134V135H210ZM216 136H215V135ZM257 136L256 137V139H254L255 137H253L252 139L250 138L252 135L253 136H255V135ZM261 134V135H260ZM154 135H155V133H154ZM152 133H151V135L148 137L150 140H151V143H149L150 142V140L148 141V140H146V141H148V144H147V146H145V144H144V146L142 145L143 143H144V139H148L146 136H145V138L143 137V140L141 141L139 138H138V142L135 140V139H137V138H133V140H134V142H133V140H132V138H130V140H132L131 141V144H130V148H131V150H132V146L134 145V150H133V153H134V151H135V153L134 154H136V155H139V153H140V151H139V153L137 152L138 150H141V149H138L139 147L141 148L142 146L144 147V149H142V153H141V155L143 154V156H145V154H146V149L145 148H147V147H149V149L151 148V152L150 151H148L147 150V153H149V156L148 155H146V156H148V157H151L152 155V151H153V148H154V143H153V137L152 136H154ZM198 135V136H197ZM210 135V136H209ZM244 135V136H243ZM247 136L250 138H248V139H246L247 138ZM63 137H65V135L63 136ZM129 137H131L130 135H129ZM152 137V138H151ZM155 137V136H154ZM199 137V138H198ZM244 139H243V138ZM246 137V138H245ZM127 138H128V136H127ZM126 138V139H127ZM210 138V139H209ZM215 138H218L219 140V142L217 141V139H215ZM61 139H62V136H61ZM129 139V138H128ZM141 139H142V137H141ZM194 139V138H193ZM211 139H212V141H211ZM254 139V140H253ZM129 140V141H130ZM209 140H210V143H209ZM244 140V141H243ZM251 140H253V142H251ZM136 141V142H135ZM140 141H141V143H140ZM213 141H215V143L213 142ZM248 141L250 142V143H248ZM132 142L133 143H138L137 144V148H136V145L135 144H132ZM207 142V143H206ZM213 142V143H212ZM145 143H147V142H145ZM153 143V144H152ZM123 144V143H122ZM149 144H151L150 146H148ZM215 144V145H214ZM132 145V146H131ZM142 145V146H141ZM210 146V147H211ZM243 145H241V147L240 148H237V149H242L243 147H242ZM209 147V148H210ZM135 148H136V150H135ZM211 149V148H210ZM82 151H84L83 149H82ZM120 151H123V149H121ZM143 152H145V153H143ZM123 153H124V155H123ZM227 153V152H226ZM82 154H84L85 155V153H83L82 152ZM122 155V156H121ZM228 156H230L229 155V153L227 154ZM116 156V157H115ZM125 156H126V154H125V152L123 151V152H119V156L118 155H110V158H107V159H111L110 161V163H109V165L108 166H112V170L114 171V169H113V167H115V170H116V173L115 174H120V175H122L121 177L124 179V183L126 182L125 181V178H126V180H127V183L130 181V183H132V181H134V180H132V179H134L135 177H134V175L136 176V174H134L132 177H130L129 178V175H128V173L127 172H124V170L126 169L125 167V164H123L124 163V161H125ZM166 157V158H169V157ZM226 155L224 154L222 157L224 158ZM107 157H109V156H107ZM122 157V158H121ZM147 157V158H148ZM190 157H192V158H190ZM221 157V158H222ZM180 158L182 159V160H180ZM202 158V159H201ZM210 158V159H209ZM216 158V159H215ZM226 157H225V159H227ZM118 159V160H117ZM158 159V158H157ZM177 161H176V160ZM191 159V160H190ZM195 160V162L196 163H194L193 162V160ZM211 159H214V160H216V161H212ZM109 160H107V163L109 162ZM172 160H175V161H173V162H170V161H172ZM196 160H198L199 162H197ZM210 160V161H209ZM220 160L222 161V164L221 163H219L220 162ZM253 160V159H252ZM157 161H160V159H158V160H156V167L155 168H157L158 166H159V164H160V162H157ZM166 162H167V159L165 160ZM164 161V162H165ZM190 161V162H189ZM224 161V162H223ZM253 161H255V162H253V163H251L252 165H255V166H253L254 168H249V169H247L248 170V172H247V170L246 169H244L243 171L245 172H247V174H251L250 176H248L247 174H245L244 172H242V174H245V176H248L247 178H249V181L252 179V181H254V182H249L251 185H249V183H248V186L246 185L247 183H245L244 185H246L245 186V188L246 189H249L250 191V193H253V194H251L252 196H251V199H252V197H253V202L251 201V200H249L248 202H250V204H247V203H245L244 205H242V207H244V208H242V210L240 209V211H239V209L238 208H236V209H238V211L235 209V211H234V208L232 207V206H230L229 208H232V209H228V205H226V204H223V203H225V202H221V204H217L216 203V205L215 206H213L215 209H216V206H217V211L216 212H218L220 209H221V207L222 208H224V207H226L227 206V208H224V211L223 210H220L219 212H218V214L216 213V212H214V214L213 215H215V213H216V216H218L219 217V220H218V218L216 217V216H212L213 217V220L214 221H216V223H213L214 224V226H215V224L217 225V230L219 229V231L222 233V231H221V229H224V224L222 225V223H224L222 220H221V216H219V214L221 215V214H224V215H227V213H233V212H235L234 214L235 215H237V217H232V219L234 218V219H236L235 221H236V225L237 226H233V228L234 227H236V228H234V229H232V228H230V231L231 232H235V231H233V230H236V234H235V236H234V234L233 233H231L230 234V231H228L227 232V236H226V234H223L222 233V235H221V237L220 236H218V239L220 240V242L222 243V245H220L221 243L220 242H218L217 244L218 245H220V248H219V246H218V248L221 250V251H226V254L228 253V255H232L235 251H236V249H235V247H237L236 245H237V243L238 242H240V241H242V242H245V239H246V243H242V242H240V244L242 243L243 245H247V246H249L251 243L252 244H254L257 240H259V237L258 238H256L257 237V235H256V233L259 231L258 229H260V227L262 226V225H264V169H262L261 168V165L259 166V165H257V164H259L258 162H257V160H256V158H254V160ZM164 162H163V164H164ZM165 162V163H166ZM169 162H170V164H169ZM176 162H178V163H176ZM192 162V163H191ZM212 162V163H211ZM230 162H231V164H230ZM116 163V164H115ZM155 163H154V165H155ZM186 163V164H185ZM190 163V164H189ZM200 163V164H199ZM217 163H219L220 165H221V167H219L218 165H217ZM227 163V164H226ZM255 163V164H254ZM112 164V165H111ZM123 164V167L122 166H120L119 167V165H122ZM173 164V165H172ZM176 164H178V165H176ZM189 164V165H188ZM205 166H204V165ZM229 164V165H228ZM158 165V166H157ZM185 165V166H184ZM201 165V166H200ZM171 166V167H170ZM188 166V167H187ZM202 167V168H200V167ZM214 166V167H213ZM223 166V167H222ZM118 167V168H117ZM209 167V168H208ZM218 167V168H217ZM225 167H227V168H225ZM262 167H264V166H262ZM125 168V169H124ZM154 168V169H155ZM200 170H199V169ZM214 170H213V169ZM220 168V169H219ZM191 169V170H190ZM221 169H223L225 172H226V170H228V172H226V173H224V171L223 170H221ZM252 169V170H251ZM254 169V170H253ZM121 172H120V171ZM123 170V171H122ZM171 170V171H170ZM182 170V171H181ZM249 170H250V172H249ZM126 171H127V169H126ZM180 173H179V172ZM183 171H184V173H183ZM186 171V172H185ZM216 171V172H215ZM238 171V170H237ZM236 171V172H237ZM241 169H240V173H236V174H239V176H240V174H241ZM174 174H173V173ZM177 172V173H176ZM188 172V173H187ZM190 172V173H189ZM218 172V173H217ZM222 172H223V174H222ZM239 172V171H238ZM254 173V175H253V173ZM123 173V174H122ZM126 173H127V175H126ZM204 173V174H203ZM241 174V175H242ZM172 175V176H171ZM174 175V176H173ZM192 175V176H191ZM220 175H222V176H220ZM124 176V177H123ZM176 176V177H175ZM179 176V177H178ZM182 176V177H181ZM201 176V177H200ZM209 176H211V177H209ZM252 176V177H251ZM134 177V178H133ZM191 177H192V179H191ZM194 177H195V180H193L194 179ZM202 177L204 178V179H202ZM172 178H173V180H172ZM191 180H190V179ZM209 178V179H208ZM212 178V179H211ZM224 178V179H223ZM243 178H244V176H243ZM170 179H171V181H172V183H171V181H170ZM222 179V180H221ZM246 179V178H245ZM164 180V181H163ZM225 180V181H226ZM176 182V183H175ZM209 182V183H208ZM130 183H128V184H130ZM188 183H190V184H188ZM194 183V184H193ZM215 183H217V184H215ZM185 186H184V185ZM254 184V185H253ZM126 185V184H125ZM131 185H133V183L131 184ZM175 187H174V186ZM190 186V189H189V191H191V192H186V190H188V188H189V186ZM211 185V186H215V188H214V186L213 187H209V186ZM128 186V185H127ZM130 186V185H129ZM177 186V187H176ZM182 186V187H181ZM206 186V187H205ZM208 186V187H207ZM217 186H221L220 187V189L217 187ZM174 187V188H173ZM181 187V188H180ZM192 187V188H191ZM168 188H169V190H171V191H169L168 190ZM177 188V189H176ZM180 190H179V189ZM183 188V189H182ZM174 189V191H178V195H179V197H177L176 195V198L178 199H175V196H174V194L176 193H173V194H171L170 192H172V190ZM176 189V190H175ZM192 189V190H191ZM212 191H211V190ZM213 189H215V191H213ZM217 189H219V191L217 190ZM183 190V191H182ZM208 190H210V192L211 193H209L210 195L208 196V194H206L207 192H209ZM216 190H217V192H218V194H217V192H216ZM173 191V192H174ZM254 191V192H253ZM161 192H163L162 194H161ZM184 192H186V193H184ZM206 192V193H205ZM214 192V193H213ZM215 193L217 194V195H215ZM101 194V195H100ZM99 195L103 198V195H102V193H100ZM166 194H167V196H166ZM177 194V193H176ZM211 194H213V195H215L217 198L216 199H213V198H215V196L213 197V198H210V196H211ZM98 195V196H99ZM164 195V194H163ZM169 195L170 196H173V200H175V202H177V204L179 205V204H182L181 202H183V201H181V200H179V199H181L183 196H184V198H182V200H184V204L186 205V208H185V205H184V210H183V204H182V209H178V211H180L179 213H181L182 212V210L184 211V212H186V210L185 209H187V211H188V213L186 212V213H184V212H182L183 214L179 217L180 218V221H179V219H178V217H177V215L176 214H179L178 212H177V210H175V208H171V205H173V203L171 204L169 201H171L170 199H172L171 197H169ZM198 195V196H197ZM212 195V196H213ZM98 197V199L100 200V202L101 201H103V199L101 198V197ZM190 198H189V197ZM211 196V197H212ZM221 196V197H220ZM231 195H226V198L227 197H230ZM186 197H187V199H186ZM195 197L193 198V199H195ZM170 198V199H169ZM225 198V197H224ZM225 198V200H228L229 202L231 201V198H228V199H226ZM166 199H167V201H166ZM209 199V200H208ZM211 199H213V201L211 200ZM218 199V200H219ZM230 199V200H229ZM98 200V201H99ZM169 200V201H168ZM172 200V201H173ZM177 200V201H176ZM187 200H189L188 201V203H189V205H188V203L186 202ZM192 200V199H191ZM220 200H219V202H220ZM224 200V201H225ZM179 201V202H178ZM167 202H169L170 204H168ZM192 202H193V204H192ZM252 202V203H251ZM256 202V203H255ZM102 203V202H101ZM210 203V202H209ZM208 203V204H209ZM191 204V205H190ZM247 204V205H246ZM254 204V205H253ZM256 204H259V205H256ZM167 205H168V207H167ZM170 205V206H169ZM188 205V206H187ZM226 205V206H225ZM261 205V206H260ZM191 206V207H190ZM220 206V207H219ZM178 207H181L180 205L178 206ZM190 207V208H189ZM192 207L194 208L193 210H192ZM172 210H171V209ZM214 208H213V211H214ZM240 208V207H239ZM177 209V208H176ZM230 210H232V211H230ZM172 211H173V213H172ZM200 211H202V210H200ZM200 211H199V213H198V211L196 212V211H194V213H196V215H197V217H198V215H199V219H200V221H202L201 223H205L204 222V220L206 221V220H208V218H212V217H206V215L204 216L205 218H200ZM177 212V213H176ZM223 212V213H222ZM244 212V213H243ZM253 212H254V214H253ZM190 213L192 214V216L190 215ZM248 213V214H247ZM165 214H166V212H165ZM184 214H188L189 216L188 217H186V215H185V218H184ZM201 215H203V212L201 213ZM254 215H256V216H254ZM166 216V215H165ZM182 216H183V218L184 219H182ZM191 216V217H190ZM253 216H254V218H253ZM177 217V218H176ZM202 217V216H201ZM250 217L252 218V219H250ZM257 219H256V218ZM202 219V220H201ZM233 219V220H234ZM240 219V220H239ZM196 220V219H195ZM255 220L256 221H258L257 223L255 222ZM167 221L165 222V223H167ZM219 221V222H218ZM240 221V222H239ZM229 222V221H228ZM228 222H227V225H228ZM219 223V224H218ZM235 223V222H234ZM183 224V225H182ZM238 224H239V226H238ZM96 225V224H95ZM219 225V226H218ZM227 225L225 226V227H227ZM231 225H233V224H231ZM256 225H260V226H256ZM116 226H118V225H116ZM114 227L115 228V230H116V228L118 229V227ZM184 226V227H183ZM213 226V227H214ZM255 226V227H254ZM183 227V228H182ZM216 227V226H215ZM237 227H238V229H237ZM259 227V228H258ZM262 227H264V226H262ZM175 228V229H174ZM252 228V229H251ZM93 229H94V227H93ZM119 229H120V227H119ZM116 230V232H120V230ZM123 229V227L121 228V230ZM183 229V230H182ZM185 229V230H184ZM256 229V230H255ZM262 229V228H261ZM260 229V230H261ZM172 230V231H171ZM258 230V231H257ZM245 233H244V232ZM253 231H256V232H253ZM243 232V233H242ZM217 233H218V231H217ZM97 234V233H96ZM96 234H95V237H97L96 236ZM120 234V236H118V233H116V237L120 240V242H119V244L121 245L122 243H121V241H122V238L125 236H123V235H121V233H119ZM242 236H241V235ZM255 234V235H254ZM98 236H99V233L97 234ZM114 236V237H115ZM121 236H122V238H121ZM225 236V237H224ZM178 238L180 237V236H177ZM227 237H228V239H227ZM237 237H239V238H237ZM241 237V238H240ZM244 237V238H243ZM125 238V237H124ZM123 238V239H124ZM257 240H256V239ZM163 239H165V238H163ZM223 239V240H222ZM248 239H250V240H248ZM225 240V241H224ZM233 240V241H232ZM237 240V241H236ZM240 240V241H239ZM96 241V240H95ZM117 241V240H116ZM115 241V242H116ZM223 241V242H222ZM114 242V243H115ZM118 242H116L114 245H112L113 247L114 246H116V247H114L115 249H116V251H115V249L113 248V247H111V249H114V252L116 253V255L118 256V254L117 253H119L120 252V250H119V252H117L118 251V247H119V245H117L118 244ZM130 242V241H129ZM165 242V241H164ZM227 242V243H226ZM228 242H229V244H228ZM233 242V243H232ZM248 242V243H247ZM251 242V243H250ZM83 242H79L78 243V241H77V243L75 242V244H77V245H73V248L75 247V246H77L75 249H77V248H80L81 247V244H82ZM91 243V242H90ZM93 243H95L94 241H92V243L91 244H93ZM250 243V244H249ZM78 244H80V246L78 245ZM89 244V243H88ZM251 244V245H252ZM256 244V243H255ZM96 245H98L97 243H95V246ZM225 245V246H224ZM227 245V246H226ZM231 245H233V246H231ZM258 246H257V248L259 249L260 248V251H264V243H261V244H257ZM79 246V247H78ZM90 246V245H89ZM92 246V245H91ZM121 247V246H120ZM172 247V248H171ZM176 247V248H175ZM227 247V249L225 250V248ZM232 247V248H231ZM222 248V249H221ZM224 248V249H223ZM234 248V249H233ZM122 249V248H121ZM219 249H217L218 250V252L220 251ZM229 249V250H228ZM216 250V251H217ZM177 252V251H176ZM213 254H214V250H213V252H212ZM217 253V252H216ZM215 253V254H216ZM232 253V254H231ZM114 258V257H113ZM214 258V257H213ZM212 258V259H213ZM218 259L217 261H220V257H218V256H216L215 258H214V261H216L215 259ZM115 259V258H114ZM188 259V258H187ZM221 259H222V257H221ZM189 260V259H188ZM217 263V262H216ZM239 264H240V262H239Z\"/></svg>",
    "mask_w": 264,
    "mask_h": 264
}]
</instances>
